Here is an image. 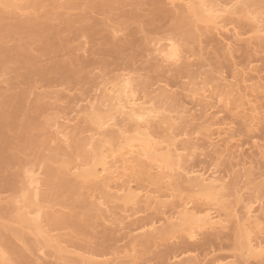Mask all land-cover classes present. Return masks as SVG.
Returning <instances> with one entry per match:
<instances>
[{
  "label": "bare ground",
  "instance_id": "6f19581e",
  "mask_svg": "<svg viewBox=\"0 0 264 264\" xmlns=\"http://www.w3.org/2000/svg\"><path fill=\"white\" fill-rule=\"evenodd\" d=\"M121 1L122 0H103L100 3V0H98V4H96V2H97V0H96L95 5H94V1H93V4H92L93 6L91 5L90 8L91 9H94L95 11L97 10L99 12H102L103 13L102 16H104V17L107 14H109L108 16H110V13L111 14H112V12L114 13L116 11V9L120 5H123V3L120 4ZM136 1L131 2V3H139L140 4L142 2V0H141V2H139L140 0H136ZM155 1L156 0H153V6H151L150 5L151 2L149 3V0H146V2H148L147 3L148 6L149 7L151 6V8H152L151 9L152 10L151 12L154 13V14L156 13L155 14L156 15V21L157 20L158 21L159 20L160 21L162 20V22H164V20L166 19V15L165 14H167V15L169 13L172 14L171 11L173 9H175L174 7L177 6L176 4H179V6H178L179 8L184 9L183 10V13H182V16H179L180 18L178 19V22H177V25L178 26H177V28L175 27V30L176 31H174L175 33L178 34L179 38L181 37V39L182 38H185V36L187 34H190L191 33L190 30H188V27H191V29L195 30V32H197V33H200L197 30L199 28H202L203 29L202 30L203 32H205V30H206V32L209 31L208 34L210 32H212V33H215L216 35H218V36L221 37V35H224V33H226V32L228 33L229 32V29L230 28L228 29V25H229V23H231L232 21H234V20H232L231 22L227 23L228 24L227 25V24H225L226 19L227 18L234 17L235 19L237 18L235 22H237L239 20L238 22L241 23V24H242V22L244 23V21H243L244 19L249 20L252 23L251 25H253L252 26L253 28L252 27L251 28H252L253 32L256 34L254 36H257V38L261 37L259 40H261L262 39V36H263V40H264V35H263L264 34V18H262V16L260 17V15L257 14V13L255 14V12L252 11L251 6L247 5L248 3L245 4L247 2V0H246L245 3L242 0H240V2H239V0H231L230 2L227 1L226 3H223V5L218 0H165V2L163 4V7H161L162 6V3H159V5L161 4V6H159V8H158L159 10L154 9L155 7H158L157 6L158 5V2L157 1H159V0H157L156 2ZM255 1H257V0H255ZM262 1H264V0H262ZM146 2L143 1L142 3L145 4ZM159 2H161V0ZM176 2H180V3H176ZM90 3H92V2L91 1L88 2V0H0V6L1 7H4L6 9H11L12 10V13H11L12 17L7 15L9 18H5L3 16L4 13L2 12V10H0V62L3 65H8V64L14 62V60H13V58H14L13 56L14 55H12L13 52H11V50H9L8 48H6L4 44H6V42L9 41V40H12V42H13L14 39H15V41H16V39H18L19 41H16V42H18L19 44H20V41L21 40H23V41L26 40V41L29 42V45H26L25 46V44L28 43V42H26V41L22 42L21 41V43L24 44V47L18 48L19 46H17L18 45V43H17V45H16L17 48L16 47L13 48V51L15 50V48L17 50V51L15 50L16 52L14 51L16 53V54L15 53L14 54L16 56H18V59H20L19 62L21 63V65H22V62L23 61L26 62L27 65H30V66L27 67L26 66V63H25V66L27 67L26 70H28L29 67H31V66H33L35 64L36 65H39V63H37L39 60H37V59L34 60L33 58L31 59V57H32L31 56L32 55L31 53L33 52V50H32V52H30L31 55L29 54L30 57L28 55L29 50H31L33 47L32 48L29 47V49H27V48H28V46H33V45H30L31 43H36V40L39 38V35L40 34L41 35L43 33H46V34L48 33L49 34V32L54 29L55 33L53 32L54 33L53 34L51 32L52 34L50 33V35H48V36L51 37V35H57V32H59V31L56 32V30H55L57 28V25H56V28H54V27L52 28V26L54 24H56L55 22H58L56 20H58L59 18H61L62 20L64 19V18L61 17L62 14H59V16H57L58 15L57 13L59 12L58 11L59 10L58 8H60V9L61 8L62 9L64 8L65 10L67 9L66 10L67 14L68 13L70 14V12H72L73 10H75V12H76V10H78L79 8L81 9L83 7V5H86V6L89 7ZM124 3H126V2H124ZM166 3L169 4L168 6L172 5V7H173L172 10H170L169 8H167V4ZM233 3H235V4H233ZM45 5H46V7L52 6V7H50L52 10H50V9L48 10V14L51 15V19H49L50 18L49 17L46 20L44 19V22H41V21H39L40 19H37L39 15L38 16H33V17H37V18H33V17L31 18V16L26 15L27 13L29 14L28 11L30 9L34 10L37 6L44 7ZM131 5H134L135 8L136 7L138 8V6H139V5L138 6H135L136 4H130V6ZM141 5L142 4H140V6ZM88 7H86L87 10L89 9ZM120 7L122 8V6H120ZM164 7H166L169 11L166 8H164ZM55 9L56 10L58 9L57 12L55 11ZM91 9H89V10H91ZM65 10H64V13H65ZM94 10H92V11H94ZM118 10H119V8H118ZM154 10H156L157 12L154 11ZM52 11L54 12V14L51 13ZM137 11H135L136 13H134V10H133V12L128 11L130 13L129 14L127 12L128 13V16H127V13L124 12V11H123L124 13H121L122 11L121 12H118L117 11L115 16L116 17L119 16L120 13H121V15L126 13V15L124 17L127 16L126 18H129V19H131V20L134 21L137 18H141V17H139V15L142 16V14L140 12L141 10L139 11V15H138V12ZM117 13H119V15ZM69 14L67 15L68 17H69ZM79 14H82V13H79ZM149 14L151 15V13H149ZM154 14H152V15H154ZM173 14L176 15V11L174 13V10H173ZM25 15H26V17H25ZM72 15H73V13H72ZM155 15H154V17H155ZM178 15H177V18H178ZM240 15H241V18H244L243 20L241 19L242 22H240L241 20L238 19ZM21 16L22 17H25V20L24 19L21 20L22 19ZM67 16H65V17H67ZM73 16H75V15H73ZM73 16H70V17H73ZM78 16L80 18L77 19L76 17H78ZM78 16L73 17V19L74 18H76L77 20L82 19L81 20V23H83L84 21L86 23V20H89L87 18L90 17L89 15H88V17L85 15L87 17L86 20H85L84 19L85 16L82 17L83 14H82V16L81 15H78ZM115 16H112L111 15V18L114 20V18L116 19ZM171 16L175 17L174 15H170L169 17L167 16V18L169 20H171V21L172 20L175 21V18H173V19L170 18ZM235 16H237V17H235ZM43 17L44 16H41V20H42ZM70 17H69V19L71 20ZM26 18H29V20H26ZM119 18L120 17H118L117 19H119ZM66 19H68V18H66ZM69 19L68 20H64V25L67 26V24H68V26H69L70 23H71L70 26H72L74 24ZM76 19H75V21L77 22ZM83 19H84V21H83ZM106 19L105 18H104V20L102 19V21H104L103 23H105V20ZM151 19H153V18H151ZM151 19H150V22H151ZM60 20H59L58 24L60 23ZM169 20H167V21H169ZM187 20H190L191 21V26L190 25H185V22H187ZM153 21H154V19H153ZM160 21L158 23H160ZM176 21H177V19H176ZM176 21H175V23H176ZM249 21H247V22H249ZM52 22H54V24ZM106 22H108V21L106 20ZM165 22H166V20H165ZM235 22H233V23H235ZM155 23H157V22H155ZM158 23H157V27L154 24H152V23L151 24L149 23V24L146 25L147 28H148L146 31H149L150 30V31L155 32V33H152V34H155L154 35V38H155V36H157L156 33L159 32L158 30H160L159 29V26L160 25L158 26ZM77 24H80V22L78 21ZM98 25L101 26L100 23H98ZM105 25L106 24H104L103 26H105ZM161 27L162 26H160V28ZM81 28H83V27H81ZM86 28H85V30L87 32L84 31V30H82V34H80V35L82 37H86V35H87L88 31H89V35L91 36L90 39L93 41L92 37L94 35L97 36V33L96 32L99 31L100 29L98 27L96 28V25L95 24H94V26H91V29L90 30H88V28L87 29ZM67 29L69 30V27L66 28V31H68ZM97 29H99V30H97ZM170 29H173V28H170ZM57 30H59V29H57ZM63 30H61L60 33L62 32L61 35H62L63 38H65V36H63ZM193 30H191L192 33H194ZM233 30L231 32H233ZM70 31H71V29H70ZM103 31H106V29H104ZM114 31H116V30H114ZM160 31H161V33L159 32L158 34H162L163 31L162 30H160ZM113 32H111L112 34L110 33L111 34V37L108 36V41L110 40V42H112L114 39L111 41V39H109V37L110 38H113V37L116 36V33L113 34ZM170 32H171V30H169V32L166 30V34H169ZM72 33H74V32H72ZM72 33L70 34V36H72ZM77 33H78V31H77ZM80 33H81V30H80ZM175 33L174 34H171L170 33L171 34V35L169 34L170 37H169V35H166L164 33L166 36L169 37V38H167L165 35H163V38H164V36L167 38V39L164 38L165 41H164V39H161V38L160 39L159 38L157 39V37H156L157 40L154 39V41H153L152 40L153 38L150 37L151 38L150 40L152 41V42L149 41V42H151L150 44H154L155 46L160 45L163 41H164L163 43L167 42V44H165V45L162 44L163 46H161V48L157 50V53H159V55L163 58L162 59L163 62H161V59L159 58L160 59V64H159L160 66H156L155 68L158 70L160 67L161 68H166L167 65H168V68H169V65H170V67H172V65L173 66L174 65L177 66L178 63H180V64H183L182 69L184 70V72H186V75L193 76L194 74L192 73V70H191L192 69L191 67L193 65H190L189 64L190 63L189 62V59L190 58L189 57L187 58V57H185L183 55L184 54V51H183V54H182V51L180 50V48L183 47V46L178 41H176L174 39ZM202 33H200V34H202ZM233 33L238 38L241 35V34L238 35L237 33H235V31ZM150 34H151V32H150ZM200 34H199V36H200ZM205 34H207V33H205ZM64 35H66V34H64ZM74 35H76V33H74ZM98 35H99V33H98ZM131 35L134 36L133 34H131ZM190 35H191L190 36L191 37L190 39L191 40L193 39L194 42H195V39H196L195 37H197V38L199 37V36H197V34H196V36L194 34L195 37L192 34H190ZM202 35H204V34H202ZM45 36L42 35L41 38H40V40L38 39L39 42H40L41 39L43 38V40H42L43 41V45L40 47V49L38 48L40 50V53L41 54L39 55V53H38L39 51L38 52L35 51L38 54V56H40L39 58H43V56L44 57L47 56V58L48 57H51V58L48 59V61H49L50 59H52V56H54L57 52L58 53L60 52L62 54L63 53V52H61L62 50L65 53V50L69 49L70 47L72 48V46L70 45L71 43H68V42H67V44H65L66 46L68 45L67 47L66 46L65 47H63V46H61V47L59 46L58 47L57 46L58 45V42L60 43V41H61L60 40L61 39V36H59L60 39H58L59 41H57V43H56L57 45L55 43H53V41H52V40H56L55 39L56 36H55L54 39H52L53 37L50 39L51 42L50 41L48 42V36H47V38H45ZM70 36H69V38H70ZM229 36H231V35H229ZM72 37H71V39H73L75 36L73 38ZM82 37H81V39H83ZM232 37H229V39H231ZM234 37H233L232 40H234ZM44 38L47 39V42L48 43L44 42ZM238 38H236V39L238 40ZM254 38L257 39L256 37H254ZM132 39L133 38L131 37V41H129L130 40L129 39L128 42L129 43L130 42L133 43L132 42ZM236 39L234 41H236ZM77 40H78V38H77ZM104 40L105 39H103V41ZM135 40H137V39L135 38ZM147 40H148V37H147ZM42 41H41V44H42ZM62 41L64 42V40H62ZM66 41H68V40H66ZM105 41H107V40H105ZM133 41H134V39H133ZM196 41H197V39H196ZM249 41L251 42V40H249ZM9 42L11 43V41H9ZM9 42H8V46H9ZM39 42L36 43V44H39ZM54 42H56V41H54ZM77 42H79V41H77ZM97 42H100V41L99 40L96 41L95 44H97ZM198 42H201L200 39H199ZM101 43H102V41H101ZM101 43L97 45L100 48H101L100 45H103L104 46V44H105L106 46H108V48L110 47L109 45H112V44H109V43L106 44V42H103L104 44L103 43L101 44ZM112 43L114 44L115 41L112 42ZM131 43H130V46H133V45L136 46L135 42H134L133 45H131ZM178 43L181 46H179ZM228 43H226V44H228ZM261 43L263 44L264 42H261ZM23 44H21V46ZM36 44L34 45L35 48L37 46ZM74 44H72L73 47H75L77 45V44L76 45H74ZM253 44H251V45H253ZM79 45H80V48H79L80 51H83L82 49H84V45L85 44L82 45V43H80ZM79 45H78V47H79ZM117 45H118V43H117ZM106 46H105L104 49L107 48ZM119 46L120 47H117V48L118 49L121 48V49H120V52L118 51V53L121 54L122 49L123 48L125 49V47L127 45L125 47H123L122 44L119 45ZM144 46L146 47V45H144ZM99 47H97V48H94L93 47L94 49H96V52L95 53H97V55H98V53L100 55L102 53H104L102 51H101V53L99 52V50H101V49L98 50ZM127 47H129V45ZM141 47H143V46H141ZM227 47H229V51H231L230 52V54H231L232 53V50H230L231 43H229L227 45ZM75 48H72V49H75ZM111 48H112V46H111ZM111 48L109 50L107 49L108 51L102 49V50L106 51V53H104L105 58H107V55H108V57L109 56L115 57V56L119 55V57L117 56L118 57V60L120 58L122 60L123 59V56L121 57L120 54H117L116 53V49H111ZM114 48H116V47H114ZM147 48H148V46L146 47L145 50H147ZM76 49L78 50V48H76ZM143 49H144V47H143ZM84 50H86V49H84ZM110 50L111 51L113 50V51L110 52ZM141 50H142V48H141ZM141 50H139V51L141 52ZM142 51H143V53L145 52L144 50H142ZM71 52H70V55L72 53L75 54V52H76V54L79 53V52L77 53L76 50H75V52H72V53ZM135 52H137V50ZM84 53H85V51H84ZM87 53H88V51H87ZM132 53L134 54L133 51H132ZM143 53L141 52L140 54H143ZM68 54L69 53H66V55H68ZM94 54H93V56H94ZM123 54H124V52H123ZM136 54L138 56L139 52L136 53ZM41 55H42V57H41ZM63 55H65V54H63ZM63 55H62V57H64ZM100 55H99V59L101 57H104V56H101L100 57ZM186 55H188V53ZM34 56H37V55H34ZM77 56L75 55L74 57H76L78 59H81V57H77ZM88 56L89 55H87V57ZM126 56L124 58H126ZM131 56H132V54H131ZM55 57H56V55L54 56V60L57 59V57L56 58ZM62 57H60V59ZM66 57H67V59H66ZM66 57H64L65 61H63L62 63H59L58 65L53 61L55 63L54 65H57L55 67L53 66L54 68L52 67L51 64H50L51 65V68L50 67L46 68L49 64L48 65H45L46 67L43 64V66L45 68L44 70H41L37 66L40 70L36 71L34 69L35 71H33V72H30L31 70H29L30 73H28V74H22V75H26V78L27 79H25V80H28L29 83L32 80L35 81V83H37V80H36L37 79V76L38 77L40 76V79H38L39 80L38 85L40 83L41 84L44 83L46 85L52 84L53 82H55V79L54 78H56L55 76H57V75H61V76L62 75H65L66 80L68 79L71 82L74 78H77V76L74 77V78H73V76L77 72L76 69L78 67L80 68V69H78L79 75L84 74L82 72L83 71H86L87 72L86 73V76H87V74L89 75V73H88L87 70L90 69V67H91L90 65H92L93 62H94V64L97 63L96 62L97 60L92 62L91 60L93 58L91 57L92 59H87V60H90V62L89 61L88 62L89 63H92V64H89L86 61L87 64L85 65L84 62H83L82 64H84V65L82 66L81 65V62H79V64L82 67L80 65L79 66H76V69H75L76 72H75L74 69H71V68H74L73 66L72 67H69L71 63L70 64L68 63L69 64L68 67L70 69L67 67L66 61L69 60V57L68 56H66ZM74 57H72V58H74ZM94 57H95L94 59H96L97 56H94ZM132 57H136V56H132ZM35 58H37V57H35ZM47 58H45V59H47ZM72 58H70V60H69L70 62L73 61ZM76 58H74V60H77ZM111 59H113V60H111ZM111 59L110 60L112 61V64H113L115 62L114 61V58H111ZM102 60H103V58H102ZM104 60L106 61V59H104ZM110 60H107V62L110 61ZM15 61H17V60H15ZM35 61H36V63H35ZM69 61H67V62H69ZM116 61H117V59H116ZM42 62H43V60H42ZM53 62H52V64H53ZM58 62L59 61H57V63ZM75 62L76 61H74L72 64H75ZM14 64H16V63L14 62ZM40 64H41L40 65V67H41L42 66V63H40ZM102 64H103V62H102ZM102 64H99L98 63V65H100L103 68V70H107L108 66L107 65H102ZM164 64L166 65L165 67H164ZM23 65H24V63H23ZM161 65H163V67ZM34 67H36V66H34ZM104 67H106V69H104ZM110 67L111 66H109V68ZM179 67L180 66H178V69H179ZM86 68H87V70H86ZM92 68L95 69V67H92ZM96 68H99V67L96 66ZM3 69H5V66L3 67ZM3 69L2 68L0 69L1 70L0 73H3L2 72ZM100 69L101 68H99V70ZM182 69H180V71H182ZM243 69H245V68H243ZM80 70H83V71H81V74H80ZM90 70H93V69H90ZM96 70H98V69H96ZM103 70H100V71H103ZM5 71H7V70H5ZM93 71H95V70H93ZM93 71H91V72H93ZM243 72H244V70H243ZM191 73L193 75H191ZM128 74H130V73H128ZM184 74L185 73H183L182 75H184ZM240 74H241V72H240ZM120 75L118 77L116 76V78H115L114 81H112V82H110L108 84L106 83V85L105 84L103 85L102 83H100V84H102L101 86H105L104 88L101 87L102 88V91L99 89L101 91V93H103V94H101V98L102 99H100L99 96H98V100H94L95 103L92 100V101H90L92 103V105H91L90 102L88 104V109H87V110H89V114H88L89 116H88V118H89L90 123L94 126V128L93 129H90L88 131L87 130H85V131H81L80 130V132L78 134H76V141H74V146H75L76 151H77V157L81 161V164H79V165L77 164V165L74 166V165H72V162L70 160L66 161L64 159L63 161L61 160V165L58 168L49 167L48 170H47L46 186L49 188V192H47L46 195H43L44 197H42L43 198L42 199V202L48 203L49 205H51L53 207L56 206V205H61L62 206V204H63V200L62 199L65 198L67 201H69V203H70L69 205H72V203H74V206H75L76 205V202H74V201L77 198H79V197H86V201L85 202L83 201L84 199H82V201H81V202H84V204L82 206V209H81V207L79 208V206H80L79 204L81 202L79 200L78 201L80 203L77 202L78 205H76V206H78V208L81 211L79 210V212L74 211V213H71V210H70V213H68L66 215H65V213L63 214L60 211L59 212L58 211H49V212L43 213V208L45 206L41 205L40 202H39V200H38L41 197L39 195V189L41 188V186L39 187L40 183H39V180H37L38 178L35 177L36 175L35 174L34 175L31 174L30 176H28L27 183L25 182V184H23L22 186H20V188H19V186H17L18 187V190H20V193H23V197H24L23 202L22 201H18L17 199H12L9 202L3 201V202H5V204H1L0 203V219L3 220V221H5V222H7V223L0 222V224H2V225H0V227L1 226L2 227L5 226L4 229L6 230V227L8 228V226H9L8 223H14L16 225L18 224V226H20V227L22 226L23 228H28V229L33 230V234L36 235V238H37L38 241H39V239H44L45 242L47 243L46 245H48V247H54L55 248L54 250H56L57 255H59L58 257L55 255V259H58V261L60 260L62 262L64 261V264H121V263H124V264H134V262L136 260L135 259V256H126V258H129V260L131 258H133L134 261L131 260L133 263H131L129 261H128V263H127V261L125 263V261H124L125 258L124 259H120L121 261H124V262H119V258H118V260H116L114 258L117 263L114 262L115 260H111L112 258H110V260H111L110 262H109V260L108 261L107 260H105V261L102 260L103 262H101V261L98 262L99 260L96 261L95 258L96 257L99 258V256L105 257L104 255H106V253L109 254V252H111V251L112 252L115 251V253H116V251L118 250V248L114 246V243L116 245V243H118L119 240H121V239H118V235L120 236V233L124 231V229H123L124 227L123 226H125V227L128 226V225H125L124 224L126 222V220H132V219L135 220V217L138 214L139 215L140 214L143 215L144 213L149 212V211H151L153 209L154 210L153 213L156 212V214L157 213L158 214H160V213L162 214V215L159 216V217L162 216V219L161 220H160V218L159 219H156L158 217V215H157L155 218L154 217H151L152 219H150V217H149V220H147V219L145 221L142 220V223H139L138 224L139 226H137V225H134V224H137V222H136L138 220V218H137V220H135L134 224H133L132 221H131L132 224H130V225H133V227L135 226L136 228H133V227L131 228V226L130 227L128 226V228H130V230H129L126 227V231L128 229L129 231H131L133 233L140 232L139 235L140 236L141 235L143 236V239H142V236L140 238L139 235H138V238L134 239L135 236H133V238H132L129 235H127V232H129V231H127V232L124 231V234L127 235V236H129L128 239L129 238H130V240L134 239V244H135V242L136 243L141 242V243L145 244L144 245L145 247L148 246V245H150V244H152V246H153L154 244L155 245L157 244V241L158 240H162L163 242H165L164 240H166V242H168L169 240L172 241V240L177 239L178 238L177 236H179L181 234L184 235V236H186V238H188V241L191 240V242H193L192 240H195L196 241L197 237H199L200 235H202L205 232H209V231L211 232V231H213L212 233H215L214 231H220V230H224L225 231L226 229H228L229 224L233 223V224H235L234 225V228H236L235 230H237V232H239L238 237L241 238V240H240L241 242H239V244H240L239 246L242 247L241 249H243V251H244L243 254L246 255L245 258L249 257V258H252V259H255V260L258 259L259 261L263 259V261H264V237H262L264 235V212L262 210H264V209L261 208L262 210H260L259 212H257L258 210L256 211V209H257V206H258L257 204L258 203L256 205H254L252 203H246L247 200H245V199L243 200V197H240L239 196V195H241V192L238 195L239 197H237V195L235 196V194H233V192H236V189H239V187H237V185H238V182L241 181L242 177L246 175L247 178L251 180V178L254 176V173L255 172L253 173L252 170H251V168L249 167L251 171L246 172L245 175L242 174V176H239L238 175V174H240V173H238V172H240V170H239L237 172V175L238 176H236L237 177V182L236 183L233 182L234 184H231V186L229 187L228 185L225 184V181H228V180H225L224 179L225 177H223L221 174H219L220 171H218L216 169L217 166L215 168L217 170L216 172H215V170H213V172H211L210 171L211 169H208V168H207L208 171H205L207 169H204V168H203L204 171L202 170V168L199 169V170H201V171H199L197 169V166L194 167V165H193V167H190L191 165L188 162H190L191 160H193V158L195 156H197V154L201 151L202 147L199 144H196L198 142L195 141V138L194 137H193L194 140H193V138H192V140L195 141V142H193L191 140L190 136L187 135L188 134V132L186 130L187 127H185V129L183 128V130L184 131L186 130V131L185 132H182L183 131L182 130V126L184 127V125H182L181 126V129H179L180 131H178V128H179L178 126L180 125L179 124V121L180 122L183 121L181 119L184 118L186 115L184 117L183 116H180L181 115V114L179 115L180 112L177 113V110L178 109H176L175 112H173L172 109H167V108L165 109L164 102L167 104V103L170 102V101L168 102L167 100H170L171 99V96L169 95L168 91L166 89H163L162 88L165 91L161 90L162 93L160 92L161 94H160V96H158V99H159L158 100V103L160 101L161 103L163 102V104H162V106H160L161 104L159 103L160 105L157 106V101L153 102L155 98L152 99L151 96L149 95V94H151L153 92H151L149 94L147 93L146 95H144V97L146 96L145 98L142 97V96H139L140 94L138 95L137 90L135 89L136 85L138 86V84L135 83L136 80L133 79V78H131V77H129L130 75L127 76L126 73L123 74V76L122 75L120 76ZM244 76L245 75H243V77ZM250 77H252V76H250ZM225 78H226V76H225ZM246 78H244L242 80L243 81L242 84L244 83L246 85L250 81L249 80L250 78L249 79L248 78L246 79ZM58 79H60V78H58ZM217 79H219V78H217ZM221 79H223V77ZM252 80L253 79H251V81ZM33 81H32V83H33ZM56 81H59V80H56ZM74 81H75V79H74ZM212 81L214 82V79H212V78H211L210 81H206L203 84V87H201V89L199 88L197 91H194L195 90L194 88H196V86L193 88L192 92H194L195 95H200V93H201V95L198 96L200 99L203 97L202 98V101L200 100V102H204V100H206L208 98H211L207 94L210 93L209 92L210 91V87L214 88L213 85L211 86V84H212L211 82ZM227 81H229V80H227ZM215 82H216V80H215ZM250 83L252 84V82H250ZM54 84L55 83H53L52 85H54ZM60 84H62V83H60ZM64 84H65V82H64ZM72 84H73V82H72ZM242 84H241V86H242ZM29 85H31V84H29ZM32 85L35 86L36 84L35 85L32 84ZM194 85H195V83H194ZM245 85H244V87H245ZM248 85H249V83H248ZM55 86H57V85H55ZM99 86L100 85H98L97 87H99ZM214 86H216V84ZM250 86H252V85H250ZM261 86L263 88V91L260 90V89H262ZM35 87H33V88L30 87L31 88L30 90L28 88V91L32 93L33 89L35 88V90H36L38 86H35ZM50 87L52 88L51 85H50ZM60 87H63V85L60 86ZM70 87H69V89H70ZM216 87H218V85ZM228 87H231V88L226 89ZM255 87L256 86L251 87L252 89L254 88V90H256V91L253 90V92H252V89L249 88V87H247V86L245 87V89L241 87L242 89H244L243 91H245V93H242V91H241L242 89H240L239 91H241V92H238L239 93L238 94L239 95V98H235L237 91H235L236 89H235L234 86L232 87V86L226 85V87L223 86V88H221L222 90L224 89V91H222V90H221L222 92L221 91L220 92H216L215 91L216 93H218V95L216 94V96L219 99V103H221L224 106V108H227L228 110H230V108H232V109L236 110L237 113H242L241 115L245 114L244 115L245 116V120H246L247 124L249 123V125L245 124V127L250 126V127H248V129L249 128H251V129L252 128H255V126L257 127L259 125V123L257 125V121H260L261 120V117L263 116V115L261 116L262 111H260L258 109V106L259 105L257 106L256 105L257 103H255L253 101L254 99L253 100L250 99L249 92H246L247 90L248 91L251 90L250 91L251 92V95H253L254 92H256L258 94H263L264 93V87H263V85L257 86L258 88L257 87L255 88ZM38 88H42V85L40 87H38ZM150 88H152V86H150ZM190 89H191V86H190ZM213 90L214 89H211V91H213ZM257 90H258V92H257ZM259 91H262L263 93H261ZM25 92H27V91H25ZM215 92H214V95H215ZM22 94H23V92H22ZM29 94L30 93H28V96H29ZM58 94H60V93H57V95ZM191 94H193V93H191ZM35 95L38 96L39 94H35ZM44 95H45V93H44ZM49 95H50V93H49ZM148 95L150 96V99H149V96ZM210 95H211V93H210ZM40 96H41V94H40ZM61 96H63V95L61 94ZM9 97H11V96H9ZM26 97L27 96H25V93H24V95L22 97H20L18 100L15 99L17 101L8 100V99H6L4 101V104H3L4 106L3 107L5 108V113H3L4 115L0 119V157L3 158L5 160V162H2L4 160L0 159V165L2 166V167L0 166L1 167L0 168V171L1 170H6V167H7V165L9 166V164L10 165L11 164L17 165V164H19L21 162H24L25 158H27V157H25V155L26 156L27 155H29V156L31 155V156H35V157L37 156L38 157L40 155V151L42 149H48V148H50V147H48L49 144H50V142H51V145L50 146L52 147L53 146L52 144H54L56 142H57L56 144H59L60 143L59 138H61V139L63 138L64 139V137H65L67 139L66 142H68V140H69V136H66V135H69L70 133H66L65 132L66 131V128L62 130L63 132H61V129L64 128L63 125H62L63 127L61 129L60 128H58V130L55 129V128L59 127L58 122H56V121H58V119L57 120L56 119L54 120L52 118V120L50 119L51 121L45 119L44 120L45 123L46 122H49V124H45L44 121H43V119H42L43 117L41 119L39 117L38 118L39 119L38 121H33V123H31L29 125V123L26 122V121H28L27 118L28 119L31 118V116H32V113H31V115L29 114V116H28V114L26 116H23V117H25L23 119L24 121L21 120L22 122L17 123V121H19L18 119L20 118V116L18 118L19 112L20 111L23 112V111H25V109L26 110L29 109V108H27L28 107L27 105H29V103H30V102L28 103V101L30 100V98L27 97L29 99V100H27ZM173 97H174V95H173ZM2 98H1V100H2ZM14 98H16V97H14ZM39 98H41V97H39ZM233 98H235V99H233ZM41 99H38L36 101L39 102ZM44 99H45V97H44ZM44 99H42V100H44ZM94 99H95V97H94ZM96 99H97V97H96ZM232 100L234 101V103H233ZM55 101H56V99H55ZM96 101H98V102L99 101H102V103H98V102L96 103ZM55 103H57V102H55ZM213 103H215V102H213ZM38 104L35 102V107H37V108L40 107L39 109L42 110V107L41 106H37ZM200 104H199V106H200ZM30 105H31V103H30ZM42 106H44V103H43ZM103 107H104V109L105 108L106 109L104 110ZM203 107H207V106H203ZM48 108L46 106L47 112H48ZM211 108H212V106H211ZM50 109H52V108H50ZM163 109H165V110H163ZM181 109H182V107H181ZM209 109L207 108L205 114H207V112H208ZM31 110L33 112V109L30 107V110L29 111L31 112ZM44 110H43L42 113L45 112ZM37 111H38V109H37ZM167 111H169V112H167ZM238 111H240V112H238ZM34 112H36V110H34ZM171 112H173V113H171ZM169 113L171 115L173 114L174 116L176 115V118L174 116H171ZM184 113H186V112H184ZM202 113H204V111ZM220 113H222V112H220ZM34 114H33V116L35 118V115ZM40 114H38V115H40ZM177 114L179 115L178 117H182V118H180V120L177 117ZM19 115H21V113ZM22 115H24V114H22ZM44 115L45 114H43L42 116H44ZM189 115H190V113H189ZM241 115H240V117H242ZM45 117L46 116H44V118ZM194 117H196V116H194ZM36 118H35V120H36ZM25 119H26V121H25ZM67 119H69V118H67ZM40 120H42V122H40ZM53 120L55 122H53L52 124H50V122H52ZM117 120H118L119 123L117 122ZM184 121H186V120L184 119ZM37 122H39V123H37ZM176 122L178 123V125L175 124ZM190 122H192V121H190ZM246 122L244 121V123H246ZM261 122H262V120H261ZM65 123H67V122L65 121ZM68 123H70V121ZM186 123H188V119H187V122ZM202 123H200V124H202ZM206 123H203V124H206ZM193 124H195V123L193 122ZM212 124L211 125L210 124L209 125L206 124V126L203 125V129L206 132H211L212 131V130H210L211 127H214V129L216 127V126H212ZM218 124H220V122L219 123H216V124H213V125H218ZM129 125H132L133 128L130 126L132 128V130H131L132 131V134L128 136V134L130 132V131H128V126ZM155 125L158 126V127H156ZM50 126H52V127H50ZM154 126L156 128H158V129H161L162 132L159 133L160 130H159V132H156L158 129H156V131H155V127ZM195 127H196V125H195ZM48 128H53V129L57 130V134L56 133H53L54 131L51 132L50 131L51 129L49 130ZM113 128H117V129H113ZM176 128H177V132L178 133L177 132L175 133ZM225 128H224V130H225ZM47 129L51 132L50 137L52 136V134H54L51 137V140L48 137L49 135L47 136V134L50 133L49 131H47ZM59 130H60V133H58ZM219 130H218V132H222V131H219ZM228 130H230V129H228ZM8 131H9V133L15 132L14 137L9 136ZM85 133H88V134L90 133V134L85 136ZM201 133H202V131L200 132V134ZM162 134L164 136H161ZM194 134L195 133H193V135ZM202 134H204V136H205L206 133L203 132ZM210 134H212V136H213V132L210 133ZM83 135L85 137H83ZM61 136H63V137H61ZM77 136H79L78 140H77ZM185 136H188V140L187 141H183L182 140L183 141L182 142L181 140H179L182 137L185 138ZM81 137H82V139H81ZM209 138H210V136H209ZM213 138L212 139H209V140L211 141V140H213ZM73 139H75V138H73ZM196 139H198V138H196ZM198 140H200V139H198ZM179 141H181L180 143L182 145H180ZM212 144H213V142L211 143V145ZM257 144L258 143H256V145ZM214 145H217V143L215 142ZM260 145H259V147L257 149L260 148ZM61 146H64V145L61 144ZM66 146L67 145L65 144V147ZM262 147L259 150H261V149L263 150L264 147L263 148ZM57 148H60L59 145H58ZM48 150L50 151V150H52V148L51 149H48ZM56 150H58V149H56ZM63 151L64 150H62V151L61 150L60 151H54L55 152V153H53L54 155L53 154H50V156L52 155L49 158L50 161H52V162H60V160H57V156H58V154H60ZM227 151H229V150H226L225 149L220 154H219V152H215V153H217L218 156L216 155L217 158L214 159V160H218L217 162L219 163V161L223 160V158L228 157L229 154L226 153ZM232 151L233 150H231V152H230L231 155H232ZM233 152H235V151H233ZM263 152L264 151H262L261 153L263 154ZM19 153H21L22 155L20 154V156H19ZM50 153H52V152H50ZM226 154L228 156H226ZM234 154H236V153H234ZM231 155H230V157L233 158L232 160L238 161L237 159L234 158V155H232V156ZM242 155H243V153H242ZM22 156H24V158ZM224 156H226V157H224ZM230 157H229V160H231ZM21 159H24V160L21 161ZM245 159H244L243 162L242 161H239L238 163L235 162V165H233V164L232 165L233 166H236V167L237 166L241 167L242 164H244V166H245V164L247 165V163H248L247 161H245ZM16 161H21V162L17 163ZM1 162L4 163V164H2ZM15 162L17 164H14ZM249 166H250V164H249ZM239 167H238V169H241L242 168V167L241 168H239ZM7 168H9V167H7ZM212 168H214V167H212ZM243 169H245V167H243L242 170ZM75 170H77L78 172L76 171V173H75ZM1 172H4V171H1ZM1 172H0V174H1ZM73 172L76 175L73 174ZM217 172H219L218 175L220 177L217 175ZM4 174H5V172H4ZM258 174H260V173H258ZM70 175H71V177H70ZM226 175L224 174V176H226ZM256 177H257V175H256ZM227 178H228V176H226V179ZM254 178H252V179H254ZM140 179H142L143 181L144 180H148L146 183H148L150 181L151 184H149V185H152V186L154 185L155 187L157 186L158 189L160 187H164L165 186V188H167L168 191H170V193L169 194L168 193L166 194V192H165V195L159 196L157 194L159 192V190H157V191L152 190L153 188L151 189L152 192H144L143 193V192H141V190H139V189H141V187H138L136 185L137 188L135 189L134 188L135 186L133 187V185H132L133 183H135L137 181L140 182ZM6 180H9V178L6 179ZM142 180H141V182H143ZM14 181H16V180H14ZM14 181H11V182H13L15 184ZM6 182L8 183L9 188L10 187H14V188L16 187V185L12 184L10 181L9 182L6 181ZM143 183H145V182H143ZM182 184H184L185 186L187 185V188H185V190L188 189L190 192L187 190L188 192L187 191L186 192L188 194L187 193L186 194L189 195V196H192V198H189L188 199L186 195H182V193H181L182 190H180L182 188ZM250 184H251V182H250ZM8 185H5L6 188H8L7 187ZM162 189H161V194H162ZM185 190L183 192H185ZM90 192L93 193V194H89ZM94 192H97L96 194L100 193L99 196H96L94 194ZM155 195H158V196H155ZM184 196H186V198ZM233 196L237 197L236 198L237 201L235 199V202H236L235 205L236 206H239L241 204V206H242V211L241 212H237V210H239V209H237L236 206L233 204L234 202L232 204H227L228 202L227 203L225 202V201H229L231 203V200H229V198H231V197L233 198ZM89 199H93V200L90 201ZM248 200L250 201V199H248ZM0 202H1V200H0ZM119 202H121V204L125 207V209L121 210L123 208L121 206L122 208L120 209L121 212H123V214L124 213H128V212H131V211H133V213L132 214H129L128 213L129 215L126 214L125 216H121V217L117 216L118 215V214H116L117 211L115 212L113 210V208L115 209V205L117 204V206H118V203ZM200 202H206V204L204 203L205 205H201L202 203L200 204ZM224 202L226 203L225 207H224V204H223ZM112 204H114L113 207L110 206ZM121 204L119 203V206L118 207H120ZM141 204L143 205L142 208H139L138 209V207ZM67 205L68 204H66L64 206H67ZM109 206L112 207L111 208L113 210V211L111 210L112 211V214H113V212H115V214H116V215L114 214L113 217L111 215V212H110V215H109V211L110 210H107V209H110ZM219 206L220 207L223 206L225 208V209H223V211H224L223 214H220L221 211L219 213V211H218L219 210L218 208H220ZM234 206H235V208H234ZM255 206H256V209H255ZM75 208H74V210H75ZM168 208H170L169 215H168V212H169L168 211ZM213 208H216V209H213ZM117 209H119V208H117ZM136 209H138V210H136ZM166 209H167V212H165ZM258 209H260V208H258ZM215 210H217L218 212L216 213ZM261 211H262V213H260ZM239 213H241V214H239ZM258 213L259 214H262V215L259 216ZM256 214H258V215H256ZM42 215H43V217H42ZM115 216H117L119 219L117 217H115ZM150 216H152V215H150ZM42 218H44V221L41 220ZM91 218L94 219V221H96V222H97V219L102 218L104 221L105 220L108 221V224L110 222L109 221L110 219H112L113 221H115L116 219L119 220L118 221L119 224L116 223V225H118V226L111 227V229L112 228L114 229L113 232L115 234L113 232L111 233V230H110V232L107 231L110 234L109 233H106L105 232L106 230H105L104 231V235H105L106 238L101 239V238H98L97 237V239H101V242H97V241H96V243L95 242H91L89 240L91 237L89 239L86 238V237H88L89 234H91V231L92 230L94 231V230L97 229L96 228L97 225L95 226L96 229L93 228V225H95V224L92 225L93 221L90 224L87 222V221L91 220ZM114 218H115V220H114ZM103 220H102V224L103 225H108V224H105L106 222L103 223ZM162 220L167 225L166 226L163 225L164 227H162L159 224L161 226V228L159 227V225H158V227H156L157 224H158V222H161L162 223ZM100 221H101V219H100ZM43 222H44V224L46 226L45 225L43 226ZM114 223L115 222H113L112 224L114 225ZM47 227H48V229H47ZM115 227L116 228L119 227V228L116 229ZM107 228L109 230L110 226L107 227ZM120 228L123 231H118V230H121ZM19 229L15 230V234L17 236H19L20 239H24L26 236H25L24 232L23 231H19ZM0 230L2 231L3 229H0ZM8 230L9 229H7V231ZM1 231H0V241H2V243H4V245H3V247L1 246L2 248H0V264H7L10 261L12 262L14 259L15 260L18 259L17 261H19V259H23L24 260L27 257V256H25L26 254L24 253L26 250H24L23 252H21V250L23 248L20 249V250H17V249H19L21 247L18 248L16 245L15 246L17 247V249L15 248V246L13 247V243H11V242L14 241V240L9 241L11 239L10 237H12V236L10 235V237H9L10 239H7L5 237V235H4V233L6 234L7 232L3 230L4 231V233H3V231L2 232ZM9 231H11V232H8L7 235L8 234H11V233H14V228H13V230H9ZM63 231H64V235L66 237V240H67V237H70V236L73 237L74 234H77V235L75 236V238H72V239L70 237L69 238L70 241H68L69 239L67 241L66 240L63 241L65 239V237L63 235ZM65 231L66 232L67 231H70V232H68L69 234H67V233H65ZM93 231H92V233H93V235H95L97 232L94 234L95 231L94 232ZM141 231H143L142 233H146V234H144V235L141 234ZM57 232L58 233L59 232H62V233H59V235L62 234L63 236L62 235H60V236L57 235V237H54V236L51 235L53 233L54 234H58ZM131 232H129L128 234H130ZM105 233L106 234H109V235H106ZM116 233H118V234H116ZM66 234H67V236H66ZM122 234L123 233H121V235ZM78 236H80V237L78 238ZM14 237H15V235H14ZM60 237H62V238L64 237V239H60ZM81 237L84 238V239H86V240L82 239ZM94 237L96 238V236H94ZM121 237L123 238V236H121ZM124 238H123V240L127 239V237L125 239ZM179 238H181V237H179ZM16 239H18V238H16ZM140 239H141V241H140ZM87 240L90 241V242H88ZM94 240H96V239L93 238V241ZM20 242H22V241H20ZM69 242L71 243V245L68 244ZM23 243H24V241H23ZM183 243H184V247H186L185 245L189 244V242L187 243V241H186L187 244H185V242H183ZM65 244H67V246ZM118 244H117V246H118ZM134 244L132 243V245H134ZM138 244L140 245V243H138ZM138 244H136V245H138ZM143 244L140 245V246H143ZM207 244H209V242ZM127 245L130 247V243L127 244ZM139 245L137 247H140ZM155 245H154V247H155ZM160 245H161V243H160ZM191 245H192V243H191ZM91 246H94V247L92 248ZM135 246H134V250L136 249ZM171 246L173 247V245H171ZM188 246H190V245H188ZM28 247H29V245H28ZM131 247H133V246H131ZM177 247L178 246L176 245V248ZM70 248H75L76 250L78 249L79 251H85L87 253L86 254L87 256H88V253L90 254L89 256H91V255L92 256L91 257H89V256L88 257H85L86 255L83 256V252L82 253L79 252V253H81V255H80V254H78V252L76 253L74 251H71L72 249H70ZM87 248L88 249L89 248L90 249H94V250L95 249H98V250H95V252H93V250H91V251L86 250ZM115 248H117V250ZM148 248L150 249L149 246H148ZM148 248L146 247V249H147L145 251L146 253L147 252L148 253L150 252V251H148ZM173 248H175V247H173ZM176 248H175V250H176ZM181 248H183V247H181ZM194 248L196 249L197 247H194ZM30 249H31V247H30ZM38 249L39 248H37V250ZM119 249H121V248H119ZM172 249L170 247V250L169 251H172ZM188 249H189V247H188ZM27 250H29V249H27ZM128 250H126V252ZM134 250H132V251H134ZM142 250H145V248H143ZM179 250H182V252H183V249H179ZM179 250L177 249L176 252H179ZM164 251H166V249ZM169 251H167L168 254H171L173 252V251L172 252H169ZM38 252L41 253L40 256L41 255L43 256L45 254V253L43 254V251L42 250H38ZM124 252H125V250H124ZM176 252H175V254H178ZM167 253H165V252L162 253V254H166V256L163 255L166 258L163 257L162 254L160 256H162V258H164V259L169 260V256H167L168 255ZM182 254H184V253H182ZM185 254H186V250H185ZM53 256H54V254H53ZM120 256L122 257L121 254H120ZM93 257H95V258H93ZM173 257H172V259L174 261V259H178L179 258V255H176V256H173ZM183 257H184V255H183ZM52 258H54V257H52ZM136 258L138 259V257H136ZM31 259H33V258H31ZM39 259H41V258H39ZM159 259H160L159 261H162L161 258H159ZM164 259H163V263L162 262H158V263L165 264L164 262H166V264H167V261H164ZM187 259L185 258L184 261H182L181 263L186 262V264H187V263L193 262V261H190V260H189L190 262L185 261ZM27 260H29V259H27ZM27 260H25V263L27 262L26 264L29 263ZM67 260H68V262H67ZM138 260H140V259H138ZM218 260L220 261V259H218ZM218 260L216 259L212 264H218ZM34 261H37V262H34V264H39V262H40V261L38 262L37 259H35ZM58 261H57V263H58ZM147 261H149V260H147ZM149 262H147L146 264H148ZM200 262L202 263V261H200ZM14 263H12V264H14ZM16 263H19V262H16ZM179 263L177 262V264H179ZM220 263H221V261H220ZM32 264H33V261H32ZM40 264H41V262H40ZM53 264H56L55 261H54ZM191 264H193V263H191Z\"/></svg>",
  "mask_w": 264,
  "mask_h": 264
},
{
  "label": "rangeland",
  "instance_id": "374dc122",
  "mask_svg": "<svg viewBox=\"0 0 264 264\" xmlns=\"http://www.w3.org/2000/svg\"><path fill=\"white\" fill-rule=\"evenodd\" d=\"M92 3H90V5H89V7L88 6H86V5H83V7L79 10H76V12H75V10H73L72 12H70V14H69V17L70 16H73V15H75V16H73V17H76V16H78V15H81L82 16V14H83V16L82 17H84L85 15L88 17V15L90 16V17H86L85 16V20H86V18L87 19H89V20H86V23H85V21H84V19H83V23H81V20L82 19H79V20H77L78 18H80L79 16L78 17H76V18H74L73 19V17H70L71 18V20L69 19V17L67 16L68 14H67V12H66V10H65V13H64V10L61 8H58L57 10L59 11L56 15L57 16H59V14H62V18H64L63 20L61 19V18H59L58 20H56V21H58L59 22V20H60V23L58 24V22H55L56 24H54V22H52L53 24V26H52V28L54 27V28H56V25H57V28L55 29L56 30V32L57 31H59V32H57V35H51V37L50 36H48V35H50V33L52 32H54L55 33V31H54V29L52 30V31H50L49 32V34L47 33H43L42 35H46L45 36V38H47V36H48V42L50 41V39L52 38V39H54L55 38V36H56V40H52L53 41V43H57V41H59L58 39H60V37L59 36H61V41H60V43L58 42V47L60 46H63V47H65L66 45L65 44H67V42L68 43H71L70 45L72 46V48H78V50L75 48V49H72L70 46V48L69 49H67V50H65V53H64V51L62 50L61 52H63L62 54L60 53H56L55 55H56V57H57V59H55L54 60V56H52V59H50L49 61H48V59L49 58H51V57H48L47 58V56H43V58H39L40 56H38V54L36 53V52H38L39 53V55L41 54L40 53V47L43 45V38L41 39V41H42V44H41V41L39 42V40H40V38H41V36L39 35V40L37 39L36 40V43H38L39 42V44H36V43H31L30 45H33V46H28V48L27 49H29V47H33L31 50H29V53H28V55L30 54V52H32V50H33V52L30 54L32 57H31V59L33 58L34 60L35 59H37V60H39L37 63H39V65H33V66H31V67H29L28 68V70H26L27 69V67L28 66H30V65H27V63L26 62H22V65H21V63L19 62L20 61V59H18V56H16L15 54V52L17 51L16 50V48H17V46H19L18 48H22V47H24V44L23 43H21V41L22 42H24V41H26V40H21L20 41V44L18 43V42H16V41H19L18 39H16V41H15V39H14V41L12 42V40H9V41H11V43L9 42V41H7L6 42V44H4L5 45V47L6 48H8L9 50H11V52H13L12 53V55H14L13 57V60H14V62L16 63V64H14V62H12V63H10V64H8V65H3L1 62H0V69L2 68L3 69V67L5 66V69H3L2 70V72L3 73H0V97L2 98V100H1V98H0V119H1V117L4 115L3 113H5V108L3 107L4 105V101L6 100V99H8V100H13V101H17L20 97H22L23 95H24V93H25V96H27V97H29L30 98V100L26 97V99L27 100H29L28 101V103L30 102L31 103V105H30V103H29V105H27L26 107L27 108H29V109H25V111H20L19 112V114L21 113V115L22 114H24V115H19L18 114V118H19V116H20V118L18 119L19 121H17V123H19V122H22L21 120H23L25 117H23V116H26L27 114H28V116H29V114L31 115V113H32V116H33V114L35 115V118H36V120H35V118H34V116L32 117L31 116V118L30 119H28L27 117V120L28 121H26V119H25V121L26 122H28L29 123V125L31 124V123H33V121H38L39 119V117H40V119L42 118L43 119V121L46 119V120H49V121H51L52 120V118L55 120H57L58 119V121H56V122H58V125H59V127H57V128H55V129H57L58 130V128H62L63 126H64V128H62L61 129V132H63L62 130L63 129H65L66 128V133H70L69 135H66V136H69V140H68V142H66V138L64 137V139L62 138H59V141H60V143L59 144H56V143H54V144H52L53 146L51 147L50 145H51V142H50V144H49V146L48 147H50V148H48V149H51L52 148V150H48V149H42L41 151H40V155L37 157H35V156H29V155H25V157H27V158H25V160L24 159H21V161H23L24 160V162H21V161H16L17 163H19V162H21V163H19V164H17L16 162L14 163V164H17V165H13V164H9V166L7 165V167H9V168H7L6 167V170H1V171H4L5 172V174H4V172H1V174H0V200H1V204H5V202H9L10 200H12V199H17L18 201H22L23 202V200H24V197H23V193H20V190H18V187L17 186H19V188H20V186H22L23 184H25V182L27 183V181H28V176H30L31 174H35L36 176V178H38L37 180H39V183H40V185H39V187L41 186V188L39 189V195L41 196L38 200H39V202H40V204L41 205H43V206H45L44 208H43V213H45V212H49V211H60L61 213H65V215L66 214H68V213H70V210H71V213H74V211H76V212H79V208L81 207V209H82V206H83V204H84V202L86 201V197H79V198H77L74 202H76V205H78L77 204V202H81L82 201V199H84L83 201L84 202H79L80 204V206H79V208H78V206H74V203H72V205H69L70 203H69V201H67L65 198L64 199H62L63 200V204H62V206L61 205H56V206H51V205H49L48 203H45V202H42V197H44L43 195H46L47 194V192H49V188L46 186V180H47V170H48V168L49 167H54V168H58L60 165H61V160L63 161L64 159L66 160V161H68V160H70L71 162H72V165H79V164H81V161L78 159V157H77V151H76V148H75V146H74V141H76V134H78L79 132H80V130L81 131H85V130H90V129H93L94 128V126L90 123V121H89V118H88V114H89V110H87L88 109V104H89V102L90 101H92L93 100V102H94V100H98V96H99V98L100 99H102L101 98V94H103V93H101V91H102V88H104L105 86H101L102 84L104 85H106V83L108 84V83H110V82H112V81H114L115 80V78H116V76L118 77L120 74L123 76V74H127V76L128 75H130L129 77H131V78H133V79H135L136 80V84H138V86L136 85V87H135V89L137 90V93H138V95L139 96H142V97H144V95H146L147 93L149 94V93H151V92H153V93H151V94H149L150 96H151V98L152 99H154V101L153 102H155V101H157V106H159L160 104V106H162V104H163V102L161 103L160 101H159V103H158V96H160V94L162 93V91L161 90H163V89H166L167 91H168V93H169V95L171 96V99L173 100H167L169 103H165L164 102V106H165V109L167 108V109H172L173 110V112H175V110L176 109H178L177 110V113L178 112H180L179 113V115L180 116H185L184 118H182V117H178L179 115L177 114V117L179 118V120H180V118H182L181 120H183V121H179V128H178V131H180L179 129H181V126L182 125H184V127L182 126V130H183V128L185 129V127H187V132H188V134L187 135H189L190 136V138H191V140H192V138L194 137L195 138V141L196 142H198V143H196V144H199L201 147H202V149H201V153L199 152L198 154H197V156H195L194 158H193V160H191L190 162H188L191 166L190 167H193V165H194V167H196L197 166V169L199 170V169H201L202 168V170L204 171V169H211L210 171L211 172H213V170H215V172L218 170V171H220V173L219 172H217V175H218V173L219 174H221L223 177H225L224 179L225 180H228V181H225V184L226 185H228L229 187L231 186V184H234L233 182H237V177L236 176H242V174L243 175H245L246 174V172H249V171H251L252 170V172L254 173V176L252 177V178H254V179H252L251 178V180L250 179H248L247 178V176L245 175V176H243L242 177V179H241V181H239L238 182V185H237V187H239V189H236V192L238 193H236V192H233V194H235V196L237 195V197H243V200L245 199V200H247L246 201V203H252V204H254V205H256L257 203V209H256V206H255V209H256V211L257 212H259L260 210H262V209H264V152H263V154L261 153L262 151H264V149L262 150H259L262 146L264 147V93L262 92L263 91V88H262V86H261V88L262 89H260V90H262V91H259V92H261V93H263V94H258V93H256V92H254V94L253 95H251V90L250 91H246V92H249V94H250V99H254L253 101L255 102V103H257L256 105L258 106V109L260 110V111H262V114H261V120H262V122H261V120L260 121H257V125H258V123H259V125L256 127L255 126V128H249L248 129V127H250V126H248V127H245V124H247V122H246V120H245V114H243V115H241L242 113H237V111L236 110H234V109H232V108H230V110H228L227 108H224V106L221 104V103H219V99L217 98V96H216V94L218 95V93H216V92H220L222 89L221 88H223V86H225L226 87V85H228V86H234L235 87V91H237V93H236V96H235V98H239V93L238 92H241L242 91V93H245V91H243L244 89H245V87L247 86V87H249V88H251V87H254V86H260V85H263V87H264V43L262 44L261 42H264V40H263V36H262V41L261 40H259L261 37H259V38H257V36H254V35H256L254 32H253V30H252V26L253 25H251L252 23L249 21V20H247V19H244V18H241V15L239 16V18L238 19H244L243 21H244V23L242 22V20L240 21V22H242V24L241 23H239L238 21L237 22H235L236 21V19L234 18V17H232V18H227L226 19V21H225V24H227V23H229V22H231L232 20H234V21H232L231 23H229V25H228V29H229V32L227 33H224V35H221V37L220 36H218V35H216L215 33H212V32H210L209 34H208V32L209 31H207L206 32V30H205V32H203L202 30V28H199L197 31H199L200 33H202V34H204V35H202V34H200V33H197V32H195V30H193V29H191V27H188V30H190V34H192L193 36H194V34H195V36H196V34H197V36H199V34H200V36L197 38V37H195L196 39H197V41H196V39H195V42L193 41V39L191 40L190 38V34H187L186 36H185V38H182L181 39V37L179 38V36H178V34L177 33H175L174 31H176L175 30V27L177 28V22H178V19L180 18L179 16H182V13H183V10L184 9H182V8H179L178 6H179V4H176L177 6L176 7H174L175 9H173L174 10V13H175V11H176V15L175 14H173V10H172V5H170V6H168L169 4H167V8H169L170 10H172L171 12H172V14L171 13H169L168 11V9L166 8V7H164V8H166L168 11V15L167 14H165L166 15V22H165V20H164V22H162V20L160 21V23H158L159 21L157 20L156 21V13L154 14V13H152L151 11V6H153V0L151 1V0H149V3H150V7L148 6V2H146V0H142V2L144 1V2H146L145 4H143L142 2H141V0L139 1V2H141L140 4H142L141 6H140V4L139 3H131V2H134V1H136V0H122L121 2H120V4H122L123 3V5H120V6H122V8L119 6H117L118 8H119V10H118V8L116 9V11L113 13L112 12V14L110 13V16H108L109 14H107V15H105V17L104 16H102L103 15V13L102 12H99V11H95L94 9H91L90 8V6L93 4V1H94V5H95V2H96V0H90ZM89 0H88V2H90ZM101 1H103V0H100V3H101ZM126 2V3H124V2ZM157 1V0H156ZM155 1V2H156ZM160 1V0H159ZM159 1H157L158 2V7H155L154 9H156V10H159L158 8H159V6H161V4L159 5V3H162V6L161 7H163V4H164V2H165V0L163 1V0H161V2H159ZM163 1V2H162ZM218 1H220V3L223 5V3H226L227 1L228 2H230L231 0H218ZM242 1H244V3L246 2V0H242ZM258 1V0H257ZM257 1H255V0H247V2L245 3V4H247V5H249V6H251V9H252V11L253 12H255V14L257 13V14H259L260 15V17L262 16V18H264V1H262V0H259L258 2ZM68 2V1H67ZM137 2V1H136ZM239 2H240V0H239ZM176 3H180V2H176ZM236 3V2H235ZM235 3H233V4H235ZM89 4V3H88ZM96 4H98V0H97V2H96ZM130 4H136L135 6H138V8L136 9L135 7H134V5H131L130 6ZM226 5V4H225ZM246 5V6H247ZM85 6V7H84ZM93 6V5H92ZM133 6V7H132ZM166 6V5H165ZM50 7H52V6H50ZM50 7H46V5L44 6V7H41V6H37L34 10H32V9H30L28 12H29V14L27 13L26 15H28V16H31V18L33 17V16H38V18L37 17H33V18H37V19H40L39 21H41V22H44V19L46 20L47 18H49V19H51V15H49L48 14V10L50 9V10H52ZM86 7H88L89 9H91V10H87V8ZM178 7V8H177ZM135 8V9H134ZM122 9V10H121ZM141 11H140V10ZM250 9V10H251ZM0 10H2V12L4 13V17L5 18H9L8 16H11L12 17V15H11V13H12V10L11 9H6V8H4V7H1L0 6ZM57 10L55 9V11L57 12ZM63 10V11H62ZM92 10H94V11H92ZM133 10H134V13H136L135 11H137L138 12V15H139V11L141 12V14H142V16L141 15H139V17H141V18H137V19H135L134 21L133 20H131V19H129V18H126L127 16H128V11H131V12H133ZM156 10H154V11H156ZM121 12V13H124V12H128L127 13V16L126 17H124L125 15H126V13L125 14H122L121 15V13H120V15H119V13H117L119 16H115L116 15V12ZM124 11V12H123ZM153 11V12H154ZM166 11V10H165ZM98 12V13H97ZM157 12V11H156ZM10 13V14H9ZM51 13H53L54 14V12L52 11ZM72 13H73V15H72ZM79 13H82V14H79ZM97 13V14H96ZM149 13H151V15L149 14ZM85 14V15H84ZM88 14V15H87ZM114 14V15H113ZM130 14V13H129ZM152 14H154L155 15V17H154V15H152ZM179 14V15H178ZM8 15V16H7ZM26 15H25V17H26ZM55 15V16H56ZM111 15L112 16H115L116 17V19L118 18V17H120L119 19H115L114 18V20L111 18ZM164 15V16H165ZM170 15H174L175 17H173V16H171L170 18H175V21H176V19H177V21H176V23H175V21H171V20H169L168 18H167V16L169 17ZM177 15H178V18H177ZM258 15V16H259ZM27 16V17H28ZM41 16H44L43 18H42V20H41ZM65 16H67V17H65ZM123 16V17H122ZM153 16V17H152ZM25 17H22L21 16V20H25ZM235 17H237V16H235ZM66 18H68L70 21H72L74 24L72 25V26H70L71 25V23H70V25L68 26V24H67V26L66 25H64V20H68V19H66ZM104 18L108 21V22H106V20H105V23H103L104 21H102V19L104 20ZM151 18H153L154 19V21H153V19H151ZM234 18V19H233ZM48 19V20H49ZM75 19L77 20V22L75 21ZM109 19V20H108ZM139 19V20H138ZM150 19H151V22H150ZM26 20H29V18H26ZM47 20V21H48ZM101 20V21H100ZM112 20V21H111ZM138 20V21H137ZM167 20H169V21H167ZM228 20V21H227ZM249 21V22H247V21ZM78 21L80 22V24H77L78 23ZM46 22V21H45ZM96 22V23H95ZM100 23L101 24V26L100 25H98V23ZM102 22V23H101ZM154 22V23H153ZM155 22H157L158 23V26L160 25V26H162L161 28H160V26H159V29L160 30H162L163 32H162V34H158L159 32L161 33V31L160 30H158L159 32H157L156 33V35L157 36H155V38H154V35L155 34H152V33H155V32H153V31H146L148 28H147V24H154L156 27H157V23H155ZM233 22H235V23H233ZM233 23V24H232ZM61 24V25H60ZM63 24V25H62ZM88 24V25H87ZM94 24L96 25V28L98 27L99 29H97V30H99V31H97L96 33H97V36H93L92 37V39H93V41L90 39V35H89V31H88V33H87V35H86V37H82L80 34H82V30H84V31H86L85 30V28L87 27L88 28V30H90L91 29V26H94ZM104 24H106L105 26H103ZM236 24V25H235ZM79 25V26H78ZM85 25V26H84ZM87 25V26H86ZM98 25V26H97ZM185 25H190L191 26V21L190 20H187V22H185ZM100 26V27H99ZM103 26V27H102ZM174 26V27H173ZM69 27V30L68 31H66V28H68ZM81 27H85L84 29L83 28H81ZM90 27V28H89ZM105 27V28H104ZM145 27V28H144ZM193 27V26H192ZM252 27V28H251ZM86 28V29H87ZM93 28V27H92ZM95 28V27H94ZM170 28H173V29H170ZM57 29H59V30H57ZM67 32H65L64 30ZM70 29H71V31L72 32H74V33H76V35H74V33H72L71 31H70ZM76 29L77 31H78V33H77V31L75 32L74 30ZM79 29V30H78ZM104 29H106V31H103ZM233 30V32L235 31V33H237L238 35H240V37L238 38V37H236L235 36V34L233 33V32H231L232 30ZM252 31H251V30ZM61 30H63V36H65V38H63L62 37V32L60 33V31ZM80 30H81V33H80ZM114 30H116V31H114ZM165 30V31H164ZM166 30L169 32V30H171V34H174L175 33V36H174V39L176 40V41H178L183 47H181L180 48V50L182 51V54H183V51H184V56L185 57H189L190 59H189V64L190 65H193L191 68V70H192V73L194 74H192L191 73V75H193V76H188V75H186V72H184V70L182 69V67H183V64H180V63H178V65L177 66H173L172 65V67H170V65H169V68H168V65H167V67L166 68H159L158 70L155 68L156 66H160L159 64H160V59H161V62H163V58L159 55V53H157V50L158 49H160L161 48V46H163V45H165V44H167V42H165V43H163L164 41H165V39H167V38H169L170 37V35L169 34H166ZM191 30H193V32L194 33H192V31ZM114 31V32H113ZM202 31V32H201ZM237 31V32H236ZM65 32V33H64ZM72 33V36L74 37H72V36H70V34ZM87 32V31H86ZM111 32H113V34H115L116 33V36L115 37H113V38H110L111 37ZM150 32H151V34H150ZM173 32V33H172ZM240 32V33H239ZM51 33V34H52ZM53 33V34H54ZM70 33V34H69ZM98 33H99V35H98ZM111 33V34H110ZM118 33V34H117ZM166 35H169V37L168 36H166ZM205 33H207V34H205ZM230 33V34H229ZM232 33V34H231ZM60 34V35H59ZM64 34H66V35H64ZM78 34V35H77ZM131 34H133L134 36H132ZM80 35V36H79ZM89 35V36H88ZM131 35V36H130ZM160 35V36H159ZM163 35H165L164 36V38H163ZM228 35V36H227ZM229 35H231V36H229ZM264 35V34H263ZM69 36H70V38H69ZM105 36V37H104ZM107 36V37H106ZM108 36H110L109 37V39H111V41L112 42H114L115 41V43L117 42L118 43V45H117V43L115 44H113L112 42H110V40L108 41ZM223 36V37H222ZM235 36L236 38H238V40L234 37V40L236 39V41H234V40H232L233 39V37ZM71 37L73 38V39H71ZM78 38V40H77V38ZM81 37L83 38V39H81ZM131 37L134 39V41H133V39H132V42L133 43H131V45H133L134 44V42H135V44H136V46H130V43L128 42V40L129 41H131ZM147 37H148V40H147ZM150 37H152L153 39V41H154V39L155 40H157L158 38L160 39H164V41L160 44V45H158V46H155L154 44H150L152 41L150 40L151 38ZM156 37H157V39H156ZM228 39H227V38ZM229 37H232L231 39H229ZM254 37H256L257 39H255ZM44 38V42H46V43H48L47 42V39H45ZM69 38V39H68ZM76 38V39H75ZM96 40H95V39ZM107 38V39H106ZM135 38L137 39V40H135ZM225 38V39H224ZM89 39V40H88ZM100 41V42H97V44H95V42L96 41H98V40ZM102 39V40H101ZM103 39H105V40H107V41H103ZM181 39V40H180ZM199 39H200V41L201 42H198L199 41ZM240 39V40H239ZM46 40V41H45ZM62 40H64V42L62 41ZM66 40H68V41H66ZM87 40V41H86ZM225 40V41H224ZM249 40H251V42L249 41ZM254 40V41H253ZM260 42H259V41ZM54 41H56V42H54ZM77 41H79V42H77ZM89 41V42H88ZM101 41H102V43L103 42H106V44H108L109 42V44H112V45H109L110 47L108 48V46H106L104 43V46L103 45H100L101 46V48L99 47V46H97L98 44H100L101 43ZM149 41H151V42H149ZM234 41V42H233ZM8 42H9V46H8ZM26 42H28V41H26ZM25 42V43H26ZM51 42V41H50ZM66 42V43H65ZM231 43V48H230V50H232V53L230 54V52L231 51H229V47H227V45L229 44V43ZM237 44H236V43ZM249 42V43H248ZM17 43H18V45H17ZM45 43V44H46ZM64 43V44H63ZM75 43V44H74ZM80 43H82V45H84V49H86L87 51H88V53H87V51L86 50H84V49H82L83 51H80ZM87 43V44H86ZM101 43V44H102ZM120 43V44H119ZM178 43V44H179ZM226 43H228V44H226ZM254 43V44H253ZM21 44H23L22 46H21ZM37 45L36 46V48H35V46L34 45ZM60 44V45H59ZM63 44V45H62ZM72 44H74V45H76L75 47H73V45ZM123 45V47H125L126 45L128 46L129 45V47H125V49L123 48L122 49V51H121V54L120 53H118V51L120 52V49H118L117 47H120L119 45ZM126 44V45H125ZM163 44V45H162ZM179 44V46H181ZM251 44H253V45H251ZM17 45V46H16ZM26 45H29V42L28 43H26L25 44V46ZM40 45V46H39ZM78 45H79V47H78ZM144 45H146V47L148 46V48H147V50H145L146 49V47L144 46ZM153 45V46H152ZM21 46V47H20ZM39 46V47H38ZM68 46V45H67ZM66 46V47H67ZM105 46L107 47L106 49H104L105 48ZM111 46H112V48H111ZM141 46H143L144 47V49H143V47H141ZM155 46V47H154ZM234 46V47H233ZM10 47V48H9ZM12 47V48H11ZM14 47H16L15 48V52L13 51V48ZM92 47V48H91ZM97 48V47H99L98 48V50L99 49H101V50H99V52L101 53V51L102 52H104V53H106V51H104V50H109L110 48L111 49H116V53L117 54H120L121 55V57L123 56V59L121 60V58L118 60V57H119V55H117V56H115V57H112V56H109L108 57V55H107V58H105V55H104V53H102L101 55L98 53V55H97V53H95L96 52V49H94V48ZM114 47H116V48H114ZM159 47V48H158ZM39 48V49H38ZM82 48V47H81ZM141 48H142V50H144L145 52L143 53V51L141 50ZM38 49V50H37ZM62 49V48H61ZM102 49H104V50H102ZM75 52V50L77 51V53L78 54H76V52H75V54H73L72 52ZM107 50V51H108ZM125 50V51H124ZM137 50V52H135ZM139 50H141V52L143 53V54H140L141 52L139 51ZM151 50V51H150ZM36 51V52H35ZM84 51H85V53H84ZM113 51V50H112ZM111 50H110V52H112ZM132 51L134 52V54L132 53ZM147 51V52H146ZM70 52L73 54H71L70 55ZM95 54H94V53ZM98 52V51H97ZM115 52V51H114ZM123 52H124V54H123ZM139 52V54H138V56H137V54L136 53H138ZM15 53V54H14ZM34 53V54H33ZM66 53H69L68 55H66ZM188 53V55H186ZM63 54H65V55H63ZM93 54H94V56H97L96 57V59H94L95 57L93 56ZM131 54H132V56H136V57H132L131 56ZM11 55V56H12ZM30 55H29V57H30ZM34 55H37V56H34ZM60 55V56H59ZM62 55L64 56V57H66V56H68L69 57V60H70V58H72V57H74L75 55L77 56V57H81V59H78V58H76V57H74V58H76L77 60H74V58H72V62H70L69 60H67V61H69V62H67L66 61V64H67V67L69 66V64H70V66L69 67H74V68H71V69H74V71H75V69H76V66H79L80 64H79V62H81V65L83 66L84 64L86 65L87 64V62L89 61L90 62V60H87V59H92L91 61L93 62V61H96L95 63L96 64H94V62H93V64L92 63H89V64H92V65H90L91 67H90V69H93V70H95V71H93V70H90V69H88L87 70V68H86V70L88 71V73H89V75L87 74V76H86V71H83V70H80V74H81V71H83L82 73H84V74H81V75H79V72H78V69H80L79 67L76 69L77 70V72L74 74V76H73V78L74 77H76L77 76V78H74L75 79V81H74V79L70 82V80H66V77H65V75H57V76H55L56 78H54L55 79V82H53V83H55L54 85H52V84H50L51 86H52V88L50 87V85H46V84H44V83H40L41 85H42V88H38V87H40L39 85H38V82H39V80L38 79H40V76L38 77L37 76V83H35V81H33V83H32V81H30V83H29V81L28 80H25V79H27L26 78V75H22V74H28V73H30V72H33V71H38V70H44L45 68H44V66L45 65H52V67L54 66H57L59 63H62L63 61H65V59H64V57H62ZM87 55H89L88 57H87ZM99 55H100V57L101 56H104V57H101L100 59H99ZM129 57H127V56ZM16 56V57H15ZM84 56V57H83ZM126 56V58H124ZM35 57H37V58H35ZM41 57H42V55H41ZM55 57V58H56ZM60 57H62L61 59H60ZM92 57V58H91ZM45 58H47V59H45ZM98 58V59H97ZM102 58H103V60H102ZM111 58H114V63L112 64V61L111 60H113V59H111ZM131 58V59H130ZM134 58V59H133ZM160 58V59H159ZM43 60V62H42V60ZM66 59H67V57H66ZM104 59H106V61L104 60ZM111 59V60H110ZM116 59H117V61H116ZM133 59V60H132ZM15 60H17V61H15ZM107 60H110V61H108L107 62ZM54 61L57 65H54L55 63L53 62V64H52V62ZM57 61H59L58 63H57ZM74 61H76L75 62V64H72ZM78 61V62H77ZM87 61V62H86ZM99 61V62H98ZM106 63H105V62ZM188 61V60H187ZM84 62V64H82ZM101 62V63H100ZM102 62H103V64H102ZM111 62V63H110ZM19 63V64H18ZM23 63H24V65H23ZM25 63H26V66H25ZM35 63H36V61H35ZM40 63H42V68L40 67ZM65 63V62H64ZM69 63V64H68ZM98 63L99 64H102V65H107L108 66V68H107V70H103V68L100 66V65H98ZM110 63V64H109ZM157 63V64H156ZM43 64H44V66H43ZM78 64V65H77ZM109 64V65H108ZM112 64V65H111ZM168 64V63H167ZM45 66L46 68H48V67H50L51 68V65L50 66ZM75 65V66H74ZM80 65V66H81ZM95 65V66H94ZM182 65V66H181ZM34 66H36V67H34ZM40 68H38V67ZM81 66V67H82ZM96 66L97 67H99V68H101L100 70H103V71H100L99 70V68H96ZM109 66H111L110 68H109ZM162 67H163V65H161ZM166 65L164 64V67H165ZM178 66H180L179 67V69H178ZM26 67V68H25ZM53 67V68H54ZM68 67V68H69ZM92 67H95V69L94 68H92ZM154 67V68H153ZM89 68V67H88ZM158 68V67H157ZM172 68V69H171ZM238 68V69H237ZM243 68H245V69H243ZM247 68V69H246ZM35 69V70H34ZM70 69V68H69ZM68 69V70H69ZM96 69H98V70H96ZM104 69H106V67H104ZM109 69V70H108ZM180 69H182V71H180ZM5 70H7V71H5ZM29 70H31L30 72H29ZM169 70V71H168ZM243 70H244V72H243ZM27 71V72H26ZM91 71H93V72H91ZM110 71V72H109ZM180 71V72H179ZM238 71V72H237ZM241 72V74H240V72ZM0 72H1V70H0ZM5 72V73H4ZM104 72V73H103ZM132 72V73H131ZM179 72V73H178ZM191 72V71H190ZM243 72V73H242ZM246 72V73H245ZM249 72V73H248ZM91 73V74H90ZM93 73V74H92ZM128 73H130V74H128ZM183 73H185L184 75H182ZM248 73V74H247ZM77 74V75H76ZM238 74V75H237ZM252 74V75H251ZM255 74V75H254ZM260 74V75H259ZM22 75V76H21ZM93 77H92V76ZM120 75V76H121ZM190 75V74H189ZM237 75V76H236ZM243 75H245L244 77H243ZM258 75V76H257ZM79 76V77H78ZM125 76V75H124ZM225 76H226V78H225ZM233 76V77H232ZM240 76V77H239ZM250 76H252V77H250ZM60 78V79H58V78ZM90 77V78H89ZM223 77V79H221V78ZM243 77V78H242ZM250 78L249 80V85H248V83L245 85L244 83V85H245V87H244V85L242 84V80L244 79V78ZM257 77V78H256ZM63 78V79H62ZM211 78L212 79H214V82H215V80H216V82L214 83L213 81L211 82L212 84H211V86L213 85V87L214 88H212V87H210V93H211V95H210V93H208L207 95L209 96V97H211V98H208V99H206V100H204V102H200V100L202 101V98L200 99L198 96H200L201 95V93H200V95H195L194 94V92H192V90H193V88L196 86V88H194L195 90L194 91H197L199 88L201 89V87H203V84L206 82V81H210L211 80ZM217 78H219V79H217ZM226 80H225V79ZM228 78V79H227ZM231 78V79H230ZM236 78V79H235ZM246 78V79H247ZM259 78V79H258ZM62 79V80H61ZM93 79V80H92ZM222 81H221V80ZM251 79H253L252 81H251ZM256 79V80H255ZM262 79V80H261ZM56 80H59V81H56ZM62 82H61V81ZM206 80V81H205ZM224 80V81H223ZM227 80H229V81H227ZM238 80V81H237ZM25 82V83H24ZM58 84H57V83ZM62 83V84H60V83ZM64 82H65V84H64ZM70 84H69V83ZM72 82H73V84H72ZM250 82H252V84L250 83ZM68 83V84H67ZM100 83H102V84H100ZM194 83H195V85H194ZM225 83V84H224ZM227 83V84H226ZM257 83V84H256ZM29 84H36L35 86H38L37 87V89L35 90V86H33V87H35L34 89H33V91H32V93L31 92H29L28 91V88H29V90L31 89V88H33L31 85H29ZM140 84V85H139ZM199 84V85H198ZM202 84V85H201ZM216 84V86L218 85V87H216V86H214ZM220 84V85H219ZM234 84V85H233ZM238 84V85H237ZM241 84H242V86H241ZM45 85V86H44ZM55 85H57V86H55ZM62 86L63 85V87L65 88H63V87H60V86ZM69 85V86H68ZM98 85H100L99 87H97ZM145 85V86H144ZM193 85V86H192ZM236 85V86H235ZM250 85H252V86H250ZM59 86V87H58ZM71 86V87H70ZM150 86H152V88H150ZM162 86V87H161ZM190 86H191V89H190ZM198 86V87H197ZM239 86V87H238ZM31 87V88H30ZM45 87V88H44ZM47 87V88H46ZM68 87V88H67ZM69 87H70V89H69ZM102 87V88H101ZM244 88V89H242V88ZM255 87V88H256ZM56 88V89H55ZM63 88V89H62ZM163 88V89H162ZM216 88V89H215ZM229 88H231V87H228V88H226V89H229ZM258 88V87H257ZM44 89V90H43ZM51 89V90H50ZM101 91H100V90ZM188 89V90H187ZM211 89H214L213 91L215 92V95H214V92L213 91H211ZM220 89V90H219ZM240 89H242L241 91H239ZM252 89V88H251ZM56 90V91H55ZM99 90V91H98ZM156 92H155V91ZM253 90H254V88L252 89V92H253ZM25 91H27V92H25ZM59 91V92H58ZM163 91H165V90H163ZM189 91V92H188ZM222 91H224V89L222 90ZM221 91V92H222ZM254 91H256V90H254ZM22 92H23V94H22ZM60 93V94H58L57 95V93ZM161 92V93H160ZM213 92V93H212ZM257 92H258V90H257ZM27 93V94H26ZM28 93H30L29 94V96H28ZM44 93H45V95H44ZM49 93H50V95H49ZM191 93H193V94H191ZM32 94V95H31ZM35 94H39L38 96L39 97H43L42 99H44V97H45V99L44 100H42L41 98H39L37 95H35ZM40 94H41V96H40ZM61 94L63 95V96H61ZM99 94V95H98ZM56 95V96H55ZM148 95V96H149ZM173 95H174V97L176 98H174L173 97ZM7 96V97H6ZM9 96H11V97H9ZM103 96V95H102ZM150 96H149V99H150ZM191 96V97H190ZM214 98H213V97ZM14 97H16V98H14ZM57 97V98H56ZM64 97V98H63ZM94 97H95V99H94ZM96 97H97V99H96ZM146 97V96H145ZM144 97V98H145ZM193 97V98H192ZM197 97V98H196ZM254 97V98H253ZM174 98V99H173ZM199 98V99H198ZM235 98H233V99H235ZM15 99H17V100H15ZM38 99H41L39 102H37L36 100H38ZM55 99H56V101H55ZM99 99V100H100ZM147 99V98H146ZM194 99V100H193ZM35 100V101H34ZM60 100V101H59ZM177 100V101H176ZM196 100V101H195ZM199 100V101H198ZM218 100V101H217ZM237 100V99H236ZM258 100V101H257ZM104 101V100H103ZM233 101V100H232ZM34 102V103H33ZM35 102L38 104L37 106H41L42 107V110H40L39 108H37V107H35ZM44 103V106H42L43 105V103ZM55 102H57V103H55ZM98 101H96V103H97ZM177 102V103H176ZM179 102V103H178ZM207 102V103H206ZM213 102H215V103H213ZM260 102V103H259ZM42 103V104H41ZM91 103V102H90ZM95 103V102H94ZM98 103H102V101H99ZM200 104V106H199V104ZM203 103V104H202ZM233 103H234V101H233ZM34 106H33V105ZM41 104V105H40ZM48 104V105H47ZM155 104V103H154ZM181 104V105H180ZM186 104V105H185ZM205 104V105H204ZM219 104V105H218ZM52 105V106H51ZM78 105V106H77ZM91 105H92V103H91ZM90 105V106H91ZM156 105V104H155ZM207 106V107H203V106ZM209 105V106H208ZM214 105V106H213ZM33 109V112H32V110H31V112L29 111L30 110V107ZM33 106V107H32ZM46 106H47V108H48V112H47V109H46ZM178 106V107H177ZM185 108H184V107ZM211 106H212V108H211ZM217 106V107H216ZM36 109H35V108ZM55 107V108H54ZM181 107H182V109H181ZM189 107V108H188ZM50 108H52V109H50ZM207 108L209 109L208 110V112H207V114H205V112H206V110H207ZM261 108V109H260ZM37 109H38V111H37ZM45 109V110H44ZM50 109V110H49ZM54 109V110H53ZM74 109V110H73ZM103 109H104V107H103ZM106 109V108H105ZM104 109V110H105ZM165 109H163V110H165ZM181 109V110H180ZM34 110H36V112H34ZM43 110L45 111L44 113H42L43 112ZM180 110V111H179ZM183 110V111H182ZM211 110V111H210ZM214 110V111H213ZM226 110V111H225ZM29 111V112H28ZM50 111V112H49ZM204 111V113H202ZM232 111V112H231ZM26 112V113H25ZM167 112H169V111H167ZM173 112H171V113H173ZM184 112H186V113H184ZM211 112V113H210ZM220 112H222V113H220ZM238 112H240V111H238ZM37 113V114H36ZM41 113V114H40ZM189 113H190V115H189ZM195 113V114H194ZM216 113V114H215ZM218 113V114H217ZM225 113V114H224ZM38 114H40V115H38ZM43 114H45L44 116H46L45 118H44V116H42ZM170 114V113H169ZM176 114V113H175ZM171 115V114H170ZM196 116V117H194V116ZM214 115V116H213ZM240 115L242 116V117H240ZM48 116V117H47ZM58 116V117H57ZM171 116H174L173 114L171 115ZM199 116V117H198ZM202 116V117H201ZM206 116V117H205ZM213 116V117H212ZM221 116V117H220ZM175 118H176V115L174 116ZM188 117V118H187ZM194 117V118H193ZM34 118V119H33ZM49 118V119H48ZM67 118H69V119H67ZM75 118V119H74ZM199 118V119H198ZM32 119V120H31ZM51 119V120H50ZM71 119V120H70ZM184 119L186 120V121H184ZM187 119H188V123H186L187 122ZM191 119V120H190ZM198 119V120H197ZM205 119V120H204ZM211 119V120H210ZM52 121V122H50V124H52L53 122H55V121ZM74 120V121H73ZM119 120V119H118ZM118 120H117V122H118ZM178 120V119H177ZM192 121V122H190V121ZM201 120V121H200ZM218 122H217V121ZM24 121V120H23ZM65 121L67 122V123H65ZM70 121V123H68ZM120 121V120H119ZM200 121V122H199ZM204 121V122H203ZM207 123H206V122ZM209 121V122H208ZM222 121V122H221ZM244 121L246 122V123H244ZM40 122H42V120H40ZM60 122V123H59ZM193 122L195 123V124H193ZM206 123L207 125H211L212 123L213 124H216V123H219L220 122V124H218V125H213L212 124V126H216L215 127V129H214V127H211V129L210 130H212L211 132H206L204 129H203V125H205L206 126V124H203V123ZM211 122V123H210ZM25 123V122H24ZM37 123H39V122H37ZM44 123H45V121H44ZM65 123V124H64ZM119 123V122H118ZM183 123V124H182ZM186 123V124H185ZM191 123V124H190ZM200 123H202V124H200ZM45 124H49V122H46ZM176 125H178V123L176 122L175 123ZM61 125V126H60ZM63 125V126H62ZM186 125V126H185ZM195 125H196V127H195ZM225 125V126H224ZM247 125H249V123L247 124ZM246 125V126H247ZM133 128V126L132 125H129L128 126V131H130L129 132V134H128V136L129 135H131L132 134V128ZM156 126V125H155ZM154 126V127H155ZM200 126V127H199ZM219 126V127H218ZM50 127H52V126H50ZM70 127V128H69ZM156 127H158V126H156ZM155 127V131H156V129H158V128H156ZM226 127V128H225ZM68 128V129H67ZM177 128H176V131H175V133L177 132ZM199 128V129H198ZM220 130H219V129ZM224 128H225V130H224ZM51 132H53V133H56L57 134V130H55V129H53V128H48ZM47 129V131H49ZM53 129V130H52ZM113 129H117V128H113ZM130 129V130H129ZM219 131H222V132H218V130ZM228 129H230V130H228ZM232 129V130H231ZM251 129V130H250ZM68 130V131H67ZM111 130V129H110ZM159 130H160V132H159ZM185 130V131H186ZM198 130V131H197ZM10 131V130H9ZM9 131H8V134H9V136H11V137H14V135H15V132H11V133H9ZM49 131V132H50ZM184 130L182 131V132H185ZM202 131V133L204 132V133H208L207 135L205 134V136H204V134H200V132ZM51 132L49 133V134H47V136L50 138V140H51V137L54 135V134H52V136L50 137V135H51ZM156 132H159V133H161L162 132V130L161 129H158ZM186 132V133H187ZM192 132V133H191ZM213 132V136H212V134H210V133H212ZM58 133H60V130L58 131ZM178 133V132H177ZM193 133H195L194 135H193ZM199 133V134H198ZM64 134V133H63ZM90 134V133H89ZM88 133H85V136L86 135H89ZM65 135V134H64ZM59 136V135H58ZM84 135H83V137H85ZM161 136H164L163 134L161 135ZM209 136H210V138H209ZM61 137H63V136H61ZM184 137V136H183ZM181 138V139H179V140H183V141H187L188 140V136H185V138ZM214 137V138H213ZM73 138H75V139H73ZM78 138H79V136H77V140H78ZM194 138H193V140H194ZM196 138H198V139H200V140H198V139H196ZM212 139L213 138V140H209V139ZM81 139H82V137H81ZM227 139V140H226ZM192 140V141H193ZM215 140V141H214ZM58 141V140H57ZM58 141V142H59ZM65 143H64V142ZM181 141H179V143L181 142ZM182 141V142H183ZM195 141H193V142H195ZM221 141V142H220ZM229 141V142H228ZM232 141V142H231ZM256 141V142H255ZM213 142V144L211 145V143ZM215 142L217 143V145H214L215 144ZM220 142V143H219ZM226 142V143H225ZM53 143V142H52ZM68 143V144H67ZM210 143V144H209ZM230 143V144H229ZM256 143H258L257 145H256ZM61 144L62 145H64V146H61ZM65 144L67 145L66 147H65ZM224 144V145H223ZM230 146H229V145ZM242 144V145H241ZM255 144V145H254ZM261 144V145H260ZM48 145V144H47ZM55 145V146H54ZM58 145H59V147L60 148H57L58 147ZM180 145H182L181 143H180ZM240 145V146H239ZM259 145H260V148L259 149H257L258 147H259ZM57 146V147H56ZM239 146V147H238ZM257 146V147H256ZM56 147V148H55ZM262 147V148H263ZM218 148V149H217ZM231 148V149H230ZM238 148V149H237ZM256 148V149H255ZM55 149V150H54ZM56 149H58V150H56ZM62 151V150H64L63 152H61L60 154H58V156H57V160H60V162H52V161H50V157L52 156H50V154H53V153H55L54 151H60V150ZM229 150V151H227L226 153L227 154H229V156L226 154V156H228V157H226V156H224V157H226V158H223V160H221V161H219V163L217 162L218 160H214V159H216L217 158V153H215V152H219V154L222 152V151H224V150ZM54 150V151H53ZM67 150V151H66ZM231 150H233V151H235V152H233L232 151V155H234V158L235 159H237L238 161H236V160H232L233 158L232 157H230V152H231ZM257 150V151H256ZM66 151V152H65ZM260 153H259V152ZM50 152H52V153H50ZM66 153V154H65ZM234 153H236V154H234ZM242 153H243V155H242ZM20 154L21 153H19V156H20ZM57 154V153H56ZM63 156H62V155ZM239 154V155H238ZM22 155V154H21ZM54 155V154H53ZM65 155V156H64ZM217 155V156H216ZM231 155V156H232ZM237 155V156H236ZM242 155V156H241ZM62 156V157H61ZM216 156V157H215ZM236 156V157H235ZM244 156V157H243ZM23 158H24V156H22ZM229 157L231 158V160H229ZM21 158V157H20ZM60 158V159H59ZM242 158V159H241ZM246 158V159H245ZM0 159H2V160H4L3 158H1L0 157ZM228 159V160H227ZM244 159H245V161H247L248 163H247V165L245 164V166H244V164H242V168L243 167H245V169H243L242 170V168L241 167H239V166H233V165H235V162H239V161H244ZM1 160V161H2ZM249 160V161H248ZM2 162H5V160L4 161H2ZM1 162V163H2ZM251 162V163H250ZM236 163V164H237ZM2 164H4V163H2ZM233 164V165H232ZM249 164H250V166H249ZM1 166V165H0ZM216 166H217V168H216ZM233 166V167H232ZM2 167V166H1ZM0 167V168H1ZM212 167H214V168H212ZM235 167V168H234ZM238 167L239 168H241V169H238ZM248 167V168H247ZM251 168V170H250V168ZM204 168V169H203ZM217 170H216V169ZM232 168V169H231ZM234 168V169H233ZM238 170H237V169ZM208 169L207 170H205V171H208ZM240 170V172H238ZM7 171V172H6ZM74 171V170H73ZM76 171L77 170H75V173H76ZM199 171H201V170H199ZM209 171V172H210ZM245 171V172H244ZM257 171V172H256ZM78 172V171H77ZM237 172L238 173H240V174H238L237 175ZM244 172V173H243ZM72 173V172H71ZM74 172H73V174H75ZM258 173H260V174H258ZM224 174L226 175V176H228V178L226 179V176H224ZM257 175V177H256V175ZM72 175V174H71ZM71 175H70V177H71ZM76 175V174H75ZM74 176V175H73ZM72 176V177H73ZM219 176V175H218ZM75 177V176H74ZM220 177V176H219ZM9 178V180H6V179H8ZM222 178V177H221ZM245 180H244V179ZM5 179V180H4ZM14 180H16V181H14ZM141 180L142 179H140V182L139 181H137V182H135V183H133L132 185H133V187L136 189L137 188V186L138 187H141V189H139V190H141V192H152V190H155V191H157V190H159V192L157 193L159 196H161V195H165V192H166V194L168 193H170V191H168V189L167 188H165V186L164 187H160L161 189H162V194H161V189L159 188L158 189V187L156 186H152V185H149V184H151L150 183V181L148 182V183H146L148 180H142L143 182H145V183H143V182H141ZM253 180V181H252ZM6 181H14L15 182V184L13 183V182H11L12 184H14V185H16V187L14 188V187H10L9 188V185H8V183L6 182ZM246 181V182H245ZM250 182H251V184H250ZM143 183V184H142ZM253 183V184H252ZM10 184V183H9ZM5 185H8L7 187L8 188H6V186ZM11 185V184H10ZM137 185V186H136ZM144 185V186H143ZM148 185V186H147ZM184 184H182V188L180 189V190H182L181 191V193H182V195H186L187 196V198L189 199V198H192V196H189V195H187L188 193V189H186L185 190V188H187V185L185 186H183ZM147 189H146V188ZM241 187V188H240ZM261 187V188H260ZM5 188V189H4ZM13 188V189H12ZM153 188V189H152ZM152 189V190H151ZM185 190V192H183L184 190ZM167 190V191H166ZM188 190V191H187ZM187 191V192H186ZM190 192V191H189ZM240 192H241V195H239L240 194ZM97 192H94V194L96 195V196H99V194L100 193H98V194H96ZM179 193V192H178ZM184 193V194H183ZM187 193V194H186ZM89 194H93V193H89ZM190 194V193H189ZM158 195H155V196H158ZM178 195V194H177ZM180 195V194H179ZM191 195V194H190ZM239 195V196H238ZM186 196H184L185 198H186ZM235 196H233V198L231 197V198H229V200H231V203L229 202V201H225L227 204H232L233 202V204L235 205V199L237 198V197H235ZM163 197V196H162ZM165 198V197H164ZM248 199H250V201L248 200ZM79 200V201H78ZM90 201H92L93 199H89ZM234 200V201H233ZM252 200V201H251ZM3 201H5V202H3ZM236 201H237V199H236ZM249 201V202H248ZM3 202V203H2ZM223 203L224 204V207H225V205H226V203ZM120 204H121V202H119ZM119 203H118V206H119ZM199 203V202H198ZM202 203V204H201ZM206 204V202H200V204L201 205H205ZM66 204H68L67 206H64V205H66ZM260 204V205H259ZM113 205L114 204H112V205H110V206H112L113 207ZM244 205V204H243ZM109 206V207H110ZM117 206V204L115 205V209L113 208V210L116 212L117 211V213L116 214H118L117 216H119V217H121V216H125L126 214L127 215H129V214H132L133 213V211H131V212H128V213H124L123 214V212H121V210H123V209H125V207L121 204L120 205V207H118ZM123 208H122V207ZM142 204L138 207V209L139 208H142ZM236 206V205H235ZM235 206H234V208H235ZM260 206V207H259ZM76 207V208H75ZM108 207V208H109ZM112 207H110V209H107V210H110L109 211V215H110V212H111V215H112V217H113V215L115 214V212H113V214H112ZM220 207V206H219ZM223 206H221L220 208H218L217 210L219 211V213H220V211H221V213L220 214H223L224 213V211H223V209H225ZM233 207V206H232ZM74 208H75V210H74ZM117 208H119V209H117ZM122 208V209H121ZM236 208L237 209H239V210H237V212H241L242 211V206H241V204L239 205V206H236ZM258 208H260V209H258ZM262 208V209H261ZM73 209V210H72ZM121 209V210H120ZM138 209H136V210H138ZM213 209H216V208H213ZM222 209V210H221ZM112 210V211H111ZM170 210V208H168V211ZM217 210H215L216 211V213L218 212ZM236 210V209H235ZM81 211V210H80ZM153 209L151 210V211H149V212H146V213H144L143 215L142 214H138L136 217H135V220H137V218H138V220L136 221L137 222V224H134V222H135V220L134 219H132V220H126V222L124 223L125 225H128L129 227L131 226V228L133 227V225H130V224H132V222H133V224L134 225H137V226H139L138 224L139 223H142V220L143 221H145L146 219L147 220H149V217H150V219H152L151 217H156L157 215H158V217L156 218V219H159L160 218V220L162 219V216L161 217H159L160 215H162L161 213L160 214H156V212L155 213H153ZM214 211V212H215ZM263 212H264V210H262ZM262 211L260 212V213H262ZM121 212V213H120ZM151 212V213H150ZM165 212H167V209H166V211ZM42 213V214H43ZM150 213V214H149ZM169 213H170V211L168 212V215H169ZM115 214V215H116ZM239 214H241V213H239ZM259 214V213H258ZM258 214H256V215H258ZM44 215V214H43ZM43 215H42V217H43ZM150 215H152V216H150ZM262 214H259V216H261ZM117 216H115V217H117ZM111 217V218H112ZM118 218V217H117ZM144 218V219H143ZM100 219H101V221H100ZM119 219V218H118ZM42 221H44V218H42L41 219ZM102 218H99V219H97V222L96 221H94V219H92L91 218V220H89V221H87L89 224L90 223H92V221H93V223H92V225L93 224H95V225H93V228L94 229H96V230H92L93 232H94V234L95 235H93V233H92V231H91V234H89V236L88 237H86V238H90L89 240L91 241V242H95L96 243V241L97 242H101V239H103V238H106L105 237V235H104V231L106 232V233H109L110 232V230H111V233L113 232V228L111 229V227H114V226H118V225H116V223L117 224H119L118 223V221L119 220H115V218H114V220L115 221H113L112 219H110L109 221V224H108V221H104L103 220V223L104 222H106L105 224H108V225H103L102 224ZM159 220V221H160ZM91 221V222H90ZM101 223H100V222ZM112 221V222H111ZM132 221V222H131ZM0 222H2V223H7V222H5V221H3V220H1L0 219ZM97 224H96V223ZM113 222H115L114 223V225L112 224ZM131 222V223H130ZM163 223V224H162ZM162 223L161 222H158V224H157V226L156 227H158V225L160 224L162 227H164V226H166L167 224L166 223H164L163 222V220H162ZM9 224V226H8V228L6 227V230L4 229L5 228V226L4 227H0V229H3L4 231H6L7 233L8 232H11V231H9V230H13V228H14V233H11V234H8L7 235V233L5 234L4 233V231H3V233H4V235H5V237L7 238V239H10L9 241H12V240H14V241H12L11 243H13V247L16 245L18 248L19 247H21V248H19V249H17V247L15 246V248L17 249V250H20V249H22L21 250V252H23L24 250H26L24 253L26 254H24L25 256H27L24 260L23 259H19V261H17V260H15L16 262H19V263H16L14 260L11 262H8L7 264H12V263H16V264H26L25 263V260H27V259H29V260H27L29 263L28 264H32V261H33V264H34V262H37V261H34L35 259H37L38 260V262L40 261L41 262V264L43 263V264H53L54 263V261H55V263L56 264H64V261L62 262V261H58V259H55V255L58 257L59 255H57V253H56V250H54L55 248L54 247H48V245H46L47 243L45 242V240L44 239H39V241L37 240V238H36V235L35 234H33V230H31V229H28V228H23L22 226L20 227V226H18V224L16 225V224H14V223H8ZM123 224V225H124ZM0 225H2V224H0ZM45 224H44V222H43V226H44ZM97 225V226H96ZM101 225V226H100ZM122 225V226H123ZM159 225V227L161 228V226ZM164 225V226H163ZM233 225V226H232ZM234 225L235 224H233V223H231V224H229V227H228V229H226L225 231L224 230H220V231H214L215 233H212L213 231H209V232H205V233H203L202 235H200L199 237H197V239H196V241L195 240H192L193 242H191V240H189L188 241V238H186V236H184V235H179V236H177L176 238L177 239H175V240H172V241H168V242H166V240H164L165 242H163L162 240H158L157 241V246L155 245V247H154V245L152 246V244H150V245H148L149 247H150V249L148 248V246H146L147 248H148V251H150L149 253L147 252H145L147 249H146V247L144 246L145 244H143V243H141V242H138V243H140V245H142L143 244V246H140L138 243H136L135 242V244H134V239H136V238H138V235L140 234V232H135V233H133V232H131V231H129L130 230V228H128V226H126L128 229H127V231H129V232H131L130 234H128L129 232H127L126 231V227L125 226H123L124 228V231H126L127 232V235H129L130 237H132L133 238V236H135V238L134 239H132V240H130V238L128 239V237L129 236H127V235H125L124 234V231L121 229V230H118V231H123V232H121V233H123L122 235H121V233H120V236L118 235V239H121V240H119V244L118 243H116V245H115V243H114V246L115 247H117L118 248V250H117V248H115L117 251H116V253H115V251L114 252H109V254L108 253H106V255H104L105 257H103V256H99V258H95V257H93V258H95V260L96 261H98V262H103V261H105V260H109V262L111 261V260H118V258H119V262H124L125 261V263H126V261H127V263H128V261L129 262H131V263H133L132 261H134V259L133 258H131L130 260H129V258H126V256H135V262H134V264H146L147 262H149L148 264H157L158 262H162L163 263V259L164 258H162V256L163 255H165L166 256V254H162V253H167V251H169L170 250V247H171V249L173 248V247H175L176 248V245L178 246L177 248H176V250L178 249H183V252H182V250H179V252H176V250H175V248H173L172 249V251L174 252H172V251H169V252H172L171 254H168L167 256H169V260H167V259H164V261H167V264H177V262L179 263H181L182 261H184V259L186 258H188L187 260H185V261H187V262H190V261H193V262H191V263H195V264H212L216 259L218 260V259H220V261H221V263H220V261L218 260V264H264V261H263V259L262 260H258V259H252V258H249V257H247V258H245L246 257V255H244L243 253H244V251H243V249H241L242 247H240L239 245V242H241L240 240H241V238H239L238 237V235H239V232H237V230H235L236 228H234ZM46 226V225H45ZM95 226H96V228H95ZM110 226V228H109V230H108V228L107 227H109ZM20 228V229H19ZM104 228V229H103ZM116 228V227H115ZM117 228H119V227H117ZM116 228V229H117ZM133 228H136L135 226L133 227ZM231 228V229H230ZM7 229H9L8 231H7ZM17 229H19V231H23L24 232V234H25V238L24 239H20L19 238V236H17L16 234H15V230H17ZM47 229H48V227H47ZM1 231V230H0ZM1 231V232H2ZM107 231H109V232H107ZM13 232V231H12ZM17 232V231H16ZM68 232H70V231H65V233H67V234H69ZM143 231H141V234H146V233H142ZM220 232V233H219ZM56 233V232H55ZM58 233V232H57ZM59 233H62V232H59ZM59 233L58 234H51L52 236H54V237H57V235L58 236H60V235H62V234H60L59 235ZM100 233V234H99ZM105 233V234H106ZM114 233V232H113ZM119 233V232H118ZM118 233H116V234H118ZM219 233V234H218ZM15 235V237H14V235ZM67 234H66V236H67ZM103 236H102V235ZM110 234V233H109ZM109 234H106V235H109ZM115 234V233H114ZM10 235L12 236V237H10ZM56 235V236H55ZM63 235H64V231H63ZM62 235V236H63ZM77 234H74L73 235V237H71V239L72 238H75V236H76ZM80 235V234H79ZM222 235V236H221ZM69 236V235H68ZM93 236V237H92ZM94 236H96V238L94 237ZM121 236H123V238L125 237H127V239H125V240H123V238L121 237ZM137 236V237H136ZM142 236V235H141ZM141 236L139 235V237L141 238ZM215 236V237H214ZM10 237V238H9ZM64 237H65V235H64ZM64 237L62 238V237H60V239H64ZM70 237H67V240L70 238ZM80 236H78V238H79ZM97 237L98 238H101V239H97ZM121 237V238H120ZM179 237H181V238H179ZM262 237H264V235L262 236ZM16 238H18V239H16ZM77 238V237H76ZM82 238V237H81ZM93 238L94 239H96V240H94L93 241ZM117 238V237H116ZM200 238V239H199ZM82 239H84V238H82ZM142 239H143V236H142ZM209 239V240H208ZM19 240V241H18ZM66 240V237H65V239L63 240V241H65ZM66 240V241H67ZM84 240H86V239H84ZM20 241H22V242H20ZM23 241H24V243H23ZM68 241H70V239L68 240ZM88 241V240H87ZM86 241V242H87ZM90 241H88V242H90ZM132 241V242H131ZM140 241H141V239H140ZM162 241V242H161ZM186 241H187V243L189 242V244H187L186 243ZM198 241V242H197ZM209 242V244H207L208 242ZM183 242H185V244H187V245H185L186 247H184V243ZM36 243V244H35ZM45 243V244H44ZM130 243V247L127 245V244H129ZM132 243L134 244V245H132ZM160 243H161V245H160ZM191 243H192V245H191ZM194 243V244H193ZM69 245H71V243L69 242L68 243ZM117 244H118V246H117ZM136 244H138L140 247H137L138 245H136ZM175 244V245H174ZM181 246H180V245ZM3 245H4V243H2V241H0V248H2L3 247ZM28 245H29V247H28ZM47 247H46V246ZM66 246H67V244H65ZM136 245V246H135ZM159 245V246H158ZM171 245H173V247L171 246ZM188 245H190V246H188ZM2 246V247H1ZM26 246V247H25ZM128 246V247H127ZM131 246H133V247H131ZM134 246H135V250H134ZM170 246V247H169ZM28 247V248H27ZM30 247H31V249H30ZM92 248L94 247V246H91ZM181 247H183V248H181ZM188 247H189V249H188ZM193 247V248H192ZM194 247H197L196 249L194 248ZM37 248H39L38 250H42L43 251V256L41 255L40 256V252H38V250H37ZM119 248H121V249H119ZM129 250H128V249ZM132 248V249H131ZM143 248H145V250H142ZM27 249H29V250H27ZM70 249H72L71 251H74V252H78V254H80L81 255V253L83 252V256H85L87 253L85 252V251H79L78 249V251L75 249V248H70ZM123 249V250H122ZM166 249V251H164ZM189 251H188V250ZM195 249V250H194ZM86 250H88V251H91V250H93V252H95V250H98V249H86ZM124 250H125V252H124ZM126 250H128L127 252H126ZM132 250H134V251H132ZM185 250H186V254H185ZM123 253H122V252ZM137 251V252H136ZM181 251V252H180ZM188 251V252H187ZM79 252H81V253H79ZM85 252V253H84ZM145 254H144V253ZM162 252V253H161ZM175 252L176 253H178V254H175ZM111 253V254H110ZM115 253V254H114ZM118 253V254H117ZM137 255H136V254ZM139 253V254H138ZM182 253H184V254H182ZM53 254H54V256H53ZM114 254V255H113ZM120 254L122 255V257L120 256ZM129 254V255H128ZM162 254V256H160ZM182 254V255H181ZM90 254L88 253V256H89ZM146 255V256H145ZM171 255V256H170ZM176 255H179V258L178 259H174V261H173V259H172V257L173 256H176ZM183 255H184V257H183ZM87 255L85 256V257H88ZM92 256V255H91ZM91 256H89V257H91ZM112 256V257H111ZM165 256H163V257H165ZM30 257V258H29ZM52 257H54V258H52ZM136 257H138V259H140V260H138ZM142 257V258H141ZM161 258L162 259V261H159L160 259L159 258ZM183 257V258H182ZM31 258H33V259H31ZM35 258V259H34ZM39 258H41V259H39ZM110 258H112L111 260H110ZM115 258V259H114ZM126 260H125V259ZM145 258V259H144ZM166 258V257H165ZM168 258V257H167ZM174 258V257H173ZM181 258V259H180ZM192 260H191V259ZM244 258V259H243ZM120 259H124V261H121ZM23 260V261H22ZM103 260V261H102ZM116 260L114 261V262H116ZM132 260V261H131ZM147 260H149V261H147ZM190 260V261H189ZM21 261V262H20ZM57 261H58V263H57ZM140 261V262H139ZM200 261H202V263L200 262ZM262 261V262H261ZM24 262V263H23ZM40 262H39V264H40ZM50 262V263H49ZM66 262V261H65ZM67 262H68V260H67ZM118 262V263H119ZM231 262V263H230ZM14 263V264H15ZM117 263V262H116ZM162 263H158V264H162ZM165 264H166V262H164ZM179 263V264H180ZM191 263H187V264H191ZM121 264H124V263H121ZM181 264H186V262H184V263H181Z\"/></svg>",
  "mask_w": 264,
  "mask_h": 264
}]
</instances>
